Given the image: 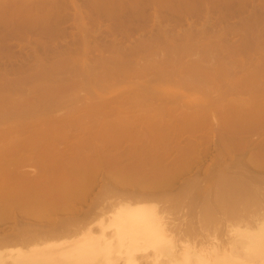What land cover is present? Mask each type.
Here are the masks:
<instances>
[{
	"label": "bare ground",
	"instance_id": "obj_1",
	"mask_svg": "<svg viewBox=\"0 0 264 264\" xmlns=\"http://www.w3.org/2000/svg\"><path fill=\"white\" fill-rule=\"evenodd\" d=\"M13 2H15V0H12ZM25 1V0H24ZM52 1V0H51ZM87 1V0H86ZM235 1V2H234ZM247 1L248 0H117L116 1V3L115 4H117V6H118V9H119V13H117L118 15H120V16H122V14H124V15H126V13H132V14H138V16H135L134 17V19L135 18H137V20L139 21V19H140V16H142L141 18L142 19H140V20H142V21H149L150 19L151 20H153V21H155L156 22V24H157V26L156 25H152V27H156V31H154V30H152V29H150V30H147L146 31V29L148 28V26L146 25V24H142V23H133L131 20H129V22L126 20V19H128L129 17V15H127V18H125L123 21H124V24H125V21H127V23H130L129 25H131V26H128V27H131V32L128 30V29H126V30H123V32L124 33H126V31L128 30L131 34L132 33H134V31L135 30H137L138 32L140 31V30H144V35L142 34L143 32H140L141 33V36H140V33H139V36L136 38V40H135V38H134V40L135 41H132L131 40V43L128 45L127 44V46H126V48H123L121 45V47L119 46V42H117V41H115V44H116V42H117V44L116 45H114L113 46V48H112V45L113 44H109L107 47H110L109 49L107 48L106 50H108V52H111V50L112 49H114V47L116 48V49H119V50H123V51H126V52H128L127 54H125V57H126V55H128L127 57H130V59H131V57H132V55L130 54L131 52H136V54L138 53V56H134V57H140L139 56V53H140V55L142 54V56L140 57V58H143L142 60L144 61V52L146 53V51H153V52H151V54L150 53H148L147 55H146V58H148V59H150L151 57H148L149 55L150 56H154V54L156 53V51H159V52H161L163 49L164 50H166V52L168 53L170 50H172V52H177V54H178V56H179V54L180 55H182L183 56V54L185 55V53H188L189 54V52H191L192 53V50H194L193 52H199V50L201 51V53L199 52L198 54H197V56H199L200 54V56H201V58H199V59H201V61L199 60V59H195V61H200V63H201V65H197V66H195L194 64L190 67L191 69H192V67L194 68V69H196L195 67H197V68H202V72L204 71V69L206 68V71L208 70V69H210V67H208V69H207V67L205 66V67H203L205 64H203V63H206V61L205 62H203L202 60H203V58H212V57H215L214 59H216L217 61H218V59H217V57L216 56H219V54L221 53V52H223V53H227V54H229V53H231V55L229 56V55H225V56H222V58L223 59H226V57L228 58V60H232L233 59V62H235L236 63V61L234 60V59H236L237 60V57H239L241 54L244 56V54L245 53H248V51H249V53L246 55L248 58H249V54L250 55H252L251 53H250V50H259V52H257V51H254V53L255 52H257V53H255V55H253V57H255V59H256V57H258L259 58V56H256V54H259L260 52V54L261 55H264V47H259L260 45H263L264 46V42H263V40H264V35L262 34V32H261V34H259V35H257L255 32V35H252L251 34V32L255 29V28H257V25H255L254 26V23L256 24V21L257 20H255V16H256V19H257V17L258 16H260V12L262 11L261 9H257L255 6L252 8V12L250 13V11H247V12H249L250 14H252V16L250 17V18H248V16H250V14L249 15H247V19L245 18L244 20H243V17H245V16H243V15H245L244 13H246V12H244L245 10H246V6L248 5V3H247ZM258 1V0H257ZM1 2H3V1H1L0 0V7H2V5H3V3H1ZM5 2H7V1H5ZM26 2V1H25ZM53 2V1H52ZM56 2V1H55ZM92 1H90L89 2V4L91 3ZM93 2H94V0H93ZM106 2V1H105ZM107 2H109L110 3V1H108L107 0ZM106 2V3H107ZM115 1L113 0V3H114ZM148 2H150V3H153L154 5L153 6H151V7H149L150 6V4H148ZM248 2H251V0H249ZM253 2V1H252ZM9 2H7V4H8ZM10 3H11V1H10ZM51 3V2H50ZM88 3V2H87ZM254 3V2H253ZM6 3H4V5H5ZM13 5H16L15 3H12ZM24 4V3H23ZM22 3H21V5H17L18 7H23V8H25L24 6L25 5H23ZM38 4V3H37ZM36 4V5H37ZM40 4V3H39ZM42 4V3H41ZM40 4V5H41ZM44 4V3H43ZM46 4H47V2H46ZM49 4V3H48ZM58 4H60V3H57V5ZM105 4V3H104ZM111 4V3H110ZM110 4L108 5V3L107 4H105L106 6L108 5V6H110ZM115 4H113L112 6L114 7V5ZM247 4V5H246ZM259 4H261L262 5V1L259 3ZM27 5V4H26ZM36 5H35V8L37 9L36 11H38V10H40L39 8H37L36 7ZM40 5H37V6H40ZM54 5H56V4H54ZM49 6L50 8H52V9H55L54 7H56L57 8V5L56 6ZM94 5V4H93ZM101 5V4H100ZM261 5H258V6H260V7H262ZM263 5H264V3H263ZM29 6V5H28ZM34 6V5H33ZM106 6H104L103 7V5H102V9L104 8V9H107V8H109L108 6L106 7ZM116 6V5H115ZM16 7V6H15ZM21 7V8H22ZM29 7H31V5L29 6ZM28 7V8H29ZM58 7H60V6H58ZM99 7V6H98ZM111 7V6H110ZM112 7V8H113ZM250 6L248 5V8H249ZM20 8V9H21ZM27 8V6H26V8H25V10L27 9V10H30L31 11V9L32 8H29L28 9ZM42 8H44V9H46L45 7H42ZM78 6H77V11H78ZM91 8H93V6L91 7ZM112 8H109V9H107L106 11H107V16H109V15H111L112 16V13L111 12H115L116 10H118V9H112ZM20 9H19V12H20ZM34 9V8H33ZM47 9H49V8H47ZM46 9V10H47ZM97 9V8H96ZM95 9V10H96ZM101 9V8H100ZM262 9H264V7L262 8ZM3 10H5L4 8H3ZM15 10H17V9H15ZM14 10V11H15ZM22 10V9H21ZM43 10V9H42ZM41 10V11H42ZM50 10V13H45V12H41V14L42 13H44V14H48V15H46V17H43L42 16V18H44V19H42V18H39L40 16H41V14H40V16L37 18L36 16H38V12L36 13V11H35V16H34V18H32L33 16H30V18L31 19H36L35 21H34V23L36 24V22L38 23V21L41 19L42 21H40V22H43V20L46 22V20L48 21V19L50 18L49 17V14H50V16L52 15L51 13V9H49ZM94 10V11H95ZM111 10H113V11H111ZM44 11V10H43ZM53 11V10H52ZM79 11H81V8H80V10ZM105 10H103V12H104ZM105 11V12H106ZM108 11H109V13H108ZM260 11V12H259ZM6 12V11H5ZM23 12V11H22ZM32 12V11H31ZM34 12V11H33ZM40 12V11H39ZM46 12H48V10L46 11ZM56 12V11H55ZM54 12V13H55ZM100 12V11H99ZM237 12H239L240 13V15H241V17H242V21H240V23H238V24H235V22L234 21H232L233 22V24H229V26L231 25V27H229V28H227V29H225L223 32H221V34H214V38L211 40L212 42H208V43H206L205 41V43L203 42L202 43V41L200 42L199 40H195L196 42H194V39H196V37H197V39L199 38L198 36H200V35H202V34H199V33H197L196 34V30H197V27L195 28V26H193V23H195V22H193L192 20L189 22L190 24V26H189V28L187 29V30H185L184 32H183V30H182V33L181 34H179V35H172L171 34V32L170 31H168L167 30V26H163V25H161V23H163V22H161V20H162V18H168L169 19V17H178L179 18V20H186V16H197V18H198V16H199V18L202 16V15H204V16H206L207 17V19H205V23H204V29L202 30V32L204 31V30H209V28H210V30H211V28L212 27H214L215 25L214 24H216L215 22H221V21H224L225 22V20H227L226 18L228 17V16H232L234 19H235V14H237V15H239ZM244 12V13H243ZM264 12V11H263ZM263 12H261L262 13V15H263ZM11 14H13L14 12L12 11V12H10ZM24 13H25V11H24ZM77 13H80L81 14V12H77ZM98 13V12H97ZM161 13H165L166 15H162ZM211 13V14H210ZM27 14V13H26ZM26 14H24V15H26ZM79 14V16H80V20H77V21H81L82 20V17L83 16H81ZM101 14V13H100ZM115 14H116V12H115ZM140 14H142V15H140ZM5 15V14H4ZM8 15V14H7ZM16 15H17V17L15 16V15H12L13 16V18L14 19H18V17H21L22 16V14L21 15H19L17 12H16ZM19 15V16H18ZM168 15V16H167ZM9 16H11L10 14H9ZM11 16V17H12ZM15 16V17H14ZM27 16H28V14H27ZM48 16V17H47ZM77 16H78V14H77ZM76 16V17H77ZM79 16H78V18L77 19H79ZM97 16V15H96ZM113 16L115 17V15L113 14ZM11 17H9L11 20L13 19V18H11ZM101 17V16H100ZM117 17V16H116ZM161 17V18H160ZM175 17V18H176ZM213 17H214V19H213ZM237 17V16H236ZM241 17L239 16V18L241 19ZM252 17H254L252 20H251V18ZM261 17V16H260ZM260 17H258V18H260ZM229 18V17H228ZM231 18V17H230ZM229 18V19H230ZM262 18V17H261ZM2 19H4L5 20V16H4V18L1 16L0 17V21L2 22ZM13 19V20H14ZM17 19L13 22L14 24L16 23V21H17ZM19 19H22V18H19ZM39 19V20H38ZM109 19V18H108ZM112 19V18H111ZM114 19L115 18H113V21H114ZM130 19H131V17H130ZM237 19H238V17H237ZM4 20H3V22H4ZM23 21H24V19H22ZM22 20H19V22L20 21H22ZM50 20V19H49ZM83 20H84V17H83ZM118 20V19H117ZM122 18L120 19V22L121 23H123L122 21ZM136 20V19H135ZM134 20V21H135ZM164 20V19H163ZM172 20H174V18L172 19ZM232 20V19H231ZM6 21V20H5ZM10 21V20H9ZM9 21H8V23L7 24H10L9 25V28H10V26L12 25V22H10L9 23ZM28 21H30L29 23H32L31 21L32 20H30L29 18H28ZM27 21V22H28ZM110 21H112V20H110ZM85 22V21H84ZM116 22V21H115ZM131 22H132V24H131ZM227 22V21H226ZM21 23H23V22H21ZM26 23V21H24V25H26V26H28V24L29 23H27V24H25ZM79 23V22H78ZM114 23V22H113ZM126 23V24H127ZM146 23V22H145ZM175 23V22H174ZM214 23V24H213ZM259 23V21H257V24ZM260 23H261V21H260ZM2 24V23H1ZM0 24V25H1ZM6 24V23H5ZM19 24V23H18ZM17 24V25H18ZM22 24V26H24ZM115 24V23H114ZM124 24H120V25H124ZM125 24V25H126ZM178 24V23H177ZM179 24H181V23H179ZM178 24V25H179ZM203 24V23H202ZM201 24V25H202ZM222 24V23H221ZM226 24V23H225ZM16 25V24H15ZM16 25V26H17ZM34 24H32V25H30L29 24V26L28 27H26V28H32V26H33ZM79 25H80V23H79ZM124 25V26H125ZM128 25V24H127ZM126 25V26H127ZM212 25H214V26H212ZM218 25V24H217ZM3 26H5L4 25V23H3ZM15 26V27H16ZM35 26V25H34ZM33 26V27H34ZM81 26H82V24H81ZM110 26H111V24H110ZM116 26V25H115ZM124 26H122V27H124ZM170 26V25H169ZM220 26H222V25H220ZM220 26H219V29H220ZM254 26V27H253ZM258 26H262L261 24L260 25H258ZM25 27H21L22 28V30L25 28ZM84 27H85V25H84ZM206 27H209V28H206ZM218 27V26H217ZM227 26H224V28H226ZM254 29H253V28ZM7 28H8V26H7ZM17 28V27H16ZM20 28V26H18V28H17V30ZM21 28H20V30H21ZM116 28H118V29H120V27H116ZM140 28V29H139ZM215 28V27H214ZM213 28V29H214ZM263 27H261V30H264V29H262ZM33 29V28H32ZM63 29V28H62ZM87 28H85V30H86ZM110 29H112V26L110 27ZM248 30V31H250V33L248 34V32L246 33L245 32V30ZM258 29V28H257ZM7 30H9L10 31V29H7ZM13 30V25H12V27H11V34H13V32H15V29H14V31H12ZM16 30V31H17ZM20 30H18L17 32H15V33H18ZM21 30V31H22ZM60 31H61V28L59 29ZM64 30V29H63ZM80 30H81V32L83 31V28L81 27L80 28ZM84 30V31H85ZM109 30V29H108ZM121 30V29H120ZM216 30V29H215ZM242 30H244V33L242 34ZM26 31V30H25ZM59 31V32H60ZM88 31V29L86 30V32ZM110 31V30H109ZM112 31V30H111ZM117 32H118V30H116ZM198 31V30H197ZM201 31V30H200ZM212 31V30H211ZM58 32V33H59ZM62 32H64V31H62ZM62 32H60V33H62ZM122 32V31H121ZM122 32V33H123ZM129 32H127L126 33V35H124V36H126V37H128L129 36ZM257 32H258V30H257ZM10 33V32H9ZM88 33V32H87ZM109 33V32H108ZM107 33V34H108ZM147 33V34H146ZM201 33V32H200ZM236 33H238L240 36H241V38H240V42L238 43L237 42V40H236V45H230V44H228L229 42H231V41H229L228 43H227V39H228V36H230V35H232V34H235L236 35ZM246 33V34H245ZM253 33V32H252ZM253 33V34H254ZM85 35H86V33H84ZM115 34H116V32H115ZM136 34V33H135ZM146 34V35H145ZM210 34V33H209ZM14 35V34H13ZM85 35L83 36V37H85ZM109 35H111V34H109ZM117 35V34H116ZM115 35V36H116ZM128 35V36H127ZM133 35V34H132ZM138 34H136V36H137ZM80 36H81V34H80ZM87 36H90V35H87ZM86 36V37H87ZM108 36V35H107ZM123 36V35H122ZM131 36V35H130ZM134 36V35H133ZM233 36V35H232ZM254 36H256V37H254ZM91 37V36H90ZM109 37V36H108ZM195 37V38H194ZM205 37V36H204ZM89 38V37H88ZM88 38H86V39H88ZM120 38V37H119ZM130 38V37H129ZM132 38V37H131ZM81 39H82V37H81ZM133 39V38H132ZM125 40V39H124ZM119 41H120V39H119ZM88 42V41H87ZM123 42V41H122ZM130 42V41H129ZM81 43V42H80ZM89 43V42H88ZM88 43H86L87 45H89L90 46V43L88 44ZM114 43V42H113ZM125 43V42H124ZM238 43V44H237ZM1 44H5L6 45V43H2L1 42ZM83 44H85V43H83ZM121 44H123V43H121ZM126 44V43H125ZM118 45V46H117ZM4 46V45H3ZM88 46V48H93L92 46H90L89 47ZM102 46V45H101ZM257 46V47H256ZM5 47V46H4ZM3 47V48H4ZM82 47V46H81ZM209 47H214V48H216L217 49V52H215V53H217L216 55L214 54V56L213 55H211V56H209L210 54H212L211 53V51L209 52V55H208V53L206 52V51H209V50H211V48H209ZM85 48H87V47H85ZM87 48V49H88ZM112 48V49H111ZM213 48V49H214ZM2 49V48H1ZM82 49V48H81ZM89 49V50H90ZM115 49V50H116ZM196 49H199L198 51L196 50ZM204 49H206L205 50V52L207 53V56H206V54H205V52H204ZM207 49H209V50H207ZM212 49V50H213ZM45 50H46V48H45ZM103 49H101V51H102ZM110 50V51H109ZM161 50V51H160ZM163 50V51H164ZM3 51V50H2ZM84 51V50H83ZM87 51V50H86ZM86 51H84V52H86ZM105 51V50H104ZM116 51H118V50H116ZM138 51H140V52H138ZM155 51V52H154ZM213 51H216V50H213ZM218 51H220V53L218 52ZM225 51V52H224ZM113 52V51H112ZM157 53V54H161L162 53V55H163V57H162V55H160L161 57V59L162 58H164L165 59V57H164V55H166V57H167V53L166 54H163L164 52H161V53ZM171 52V53H172ZM203 52H204V54H203ZM0 53H1V51H0ZM105 53V52H104ZM116 53V52H115ZM115 53L113 54L114 56H110L111 58H107L109 61H114L113 63H115V60H116V63L115 64H117V61H118V59H119V61H118V64H120V67H119V65H118V69L115 67V64H114V66H108V64H110L111 65V63H109V61H107V59L105 58L106 56H103L102 55V57H104V58H102L101 57V55L99 56V57H101V59L99 58V59H97L96 61H98V63H99V61L103 64V62H104V59L107 61L105 64H103V65H101V66H103V67H101V69H104L105 70V68H104V65H106L105 67H114L113 68V71L112 72H114L113 73V75H114V77H115V75L116 74H118V72H116V71H118L119 70V72H123V74H124V77L126 78L127 76H128V74H127V71L129 72V69L131 68V66L133 65L132 64V61L130 62V59H129V61H128V58H127V61H126V59L124 58V55H123V57H121V58H124L125 59V61L123 62V63H121L124 59H120V57L118 56V55H115ZM154 53V54H153ZM182 53V54H181ZM225 53V54H226ZM244 53V54H243ZM103 54V53H102ZM110 53H105V55H109ZM157 54H155V55H157ZM169 54V53H168ZM187 54V55H188ZM202 54H203V56H202ZM222 54V53H221ZM70 55V54H69ZM72 55V54H71ZM68 56V57H72V56ZM83 55H84V53H83ZM131 55V56H130ZM159 55H157L158 57V59L159 60H161L160 58H159ZM64 56H65V54H64ZM63 56V57H64ZM144 56V57H143ZM243 56H242V58H243ZM62 57V56H61ZM60 57V59H61V61L64 59L63 57L61 58ZM67 57V58H68ZM74 57H76V56H74ZM73 57V58H74ZM115 57V58H114ZM168 57H169V55H168ZM203 57V58H202ZM229 57L231 58V59H229ZM252 57V56H251ZM252 57V58H253ZM221 57L219 56V59H220ZM220 59L221 60V62H217V63H219V66H217L216 65V61L214 60V62H213V60L211 59V62H213V63H211V64H214L215 63V65H216V67H220V65L221 64H223L224 65V63H226V62H230V61H227V59L226 60H223V59ZM244 58H245V56H244ZM69 59V58H68ZM71 59V58H70ZM69 59V60H70ZM76 59V58H75ZM79 58H77L76 60H78ZM82 59H84V58H82ZM103 59V60H102ZM115 59V60H114ZM168 59V58H167ZM167 59L165 60L166 61V63H167ZM177 59V58H176ZM240 59H241V57H240ZM254 59V60H255ZM122 60V61H121ZM146 60V59H145ZM155 60V59H154ZM163 60V59H162ZM173 60V59H172ZM175 60V59H174ZM222 60L223 61H225L224 63H222ZM242 60V59H241ZM243 60H245V59H243ZM242 60V62L241 63H244L245 61H243ZM261 60V61H260ZM58 61H59V59H58ZM60 61V62H61ZM64 61H65V59H64ZM63 61V62H64ZM67 61V60H66ZM71 61V60H70ZM70 61H67V62H69L70 63ZM80 61H81V59H80ZM85 61V60H84ZM83 61V62H84ZM142 61V62H143ZM164 61V62H165ZM168 61H169V63H170V60L168 59ZM176 61V60H175ZM199 61H198V63H199ZM210 61V60H209ZM248 61H249V59H248ZM247 61V62H248ZM250 61L251 62H248V63H246L247 65H248V67H250L249 66V63L252 65V59L250 58ZM66 62V63H67ZM82 62V63H83ZM130 62V63H129ZM134 62H135V60H134ZM133 62V63H134ZM141 61H140V59H139V62H138V59H137V62H135V64L137 63L138 65H136V67H138L141 63H142ZM149 62L150 63H152V61L151 60H149ZM162 62V61H161ZM194 62V61H193ZM193 62H191V63H193ZM259 64L260 65H258L257 67L259 68V71H257V68H256V66H251L250 68H251V70L249 71V72H247V73H250L251 71L252 72H254V73H259V74H256V75H258L259 77L262 75L263 76V72H264V59H263V56L261 57V59L259 58ZM73 63V61L70 63V64H72ZM87 62L85 61L83 64H81V65H75V63H74V65H75V68L76 69H78L80 66V69L81 68H83L85 71H86V67L87 66H89V65H87L86 67H82V65L83 66H85V64H86ZM95 63H97V62H95ZM113 63H112V65H113ZM125 63H129V64H132L131 66L129 65L128 66V64L127 65H125ZM140 63V64H139ZM149 63V64H150ZM153 63H155V62H153ZM153 63H152V65H153ZM169 63H167V64H169ZM173 63H174V61H173ZM221 63V64H220ZM228 63H226L225 65H230V67L228 66V68L230 69H232L233 67H231V65L233 64H231V62L228 64ZM234 63V64H235ZM240 63V64H241ZM255 63H257V62H255ZM61 64H62V62H61ZM64 64H65V62H64ZM100 64V63H99ZM121 64H123V65H125V66H121ZM166 64V65H167ZM197 64V63H196ZM207 64H209V63H207ZM237 64H238V61H237ZM44 65H45V68H44ZM56 65H58V64H56ZM73 65V64H72ZM94 65H97V64H94L93 63V65L92 66H94ZM142 65V64H141ZM141 65H140V67H141ZM146 64H145V61H144V65L143 66H145ZM151 65V64H150ZM149 65V66H150ZM155 66H153L154 68H157L159 65L161 66V64H157L158 66H156V64H154ZM162 65H163V67H165V64H163L162 63ZM190 65V64H189ZM222 65V67H224ZM243 65H245V64H243ZM242 64H241V66H238V65H236L238 68L240 67V69H241V67L243 66ZM256 65V64H255ZM51 65H47L46 66V64H44L43 63V66H40V67H43L44 68V71L46 70V67L48 68L47 70L48 71H52V70H49ZM66 66V65H65ZM71 66V65H70ZM77 66H79V67H77ZM100 66V65H99ZM98 65H97V67H99ZM134 67H135V65H133ZM168 66V65H167ZM176 66V65H175ZM181 66H183V64L181 65ZM185 66H186V64H185ZM199 66H202V67H199ZM210 66V65H209ZM227 66L224 68V69H226L227 68ZM246 66V65H245ZM53 66H51V68H52ZM63 67V66H62ZM74 67V66H73ZM90 67V66H89ZM95 67L96 66H94L93 67V71L92 70H90L88 67V71L87 72H85V73H87L86 74V76L87 77H89V76H92L93 77V79L95 78L94 76H93V74H94V72H96V69H95ZM96 67V68H97ZM128 67H130L129 69H128ZM133 67V68H134ZM147 67H148V64H147ZM151 67V66H150ZM149 67V68H150ZM152 67V68H153ZM162 66H161V68H163ZM168 67H170V66H168ZM184 67V66H183ZM188 67V66H187ZM213 67V66H212ZM211 67V70H209L208 71V73H210L208 76H210L211 74H212V76H214V77H216L217 78V80L215 79V78H213V79H215L216 80V82L217 83H219L218 82V77H221V76H219L223 71H224V69L222 68V67H220V68H218V69H214V68H212ZM55 68V67H54ZM57 69H58V66L56 67ZM55 68V69H56ZM59 68H61V67H59ZM92 68V67H91ZM117 70H116V69ZM130 69V70H136L135 68L134 69ZM139 68V67H138ZM142 68V67H141ZM144 68H146V67H144ZM149 68L148 69H143V71L145 72H149ZM153 68V69H154ZM159 68V69H158ZM157 69L158 70H154V72L156 71V73H158L157 75H154L153 76V78H155V79H153V78H151V76L153 75V74H155V73H153L152 75H150V77L148 76V74H147V77H149V79L147 80V78H146V80L147 81H143L142 79H143V77H142V74H141V71H139L138 70V73L136 72H134V71H131L130 73H132V72H134L133 74H134V76H133V74H130V76H133L134 78L136 77L137 78V80L136 81H138V79L139 80H142L141 82L140 81H138L137 83H136V81L134 80V82H132V81H128L129 83H126V84H128V86H130L129 84H131V82H132V84H134V83H136V84H138L139 82V86H138V88L141 90H138L137 89V87L136 88H134L135 89V91L133 92L132 91V89L133 88H128L127 89V92L129 93V95H128V93H126V91H124V93H126L123 97L122 96H120V95H123V93H121L120 92V95H119V98L120 97H122V99H124V100H129V99H131V98H133L136 94H138V93H140V94H144V92H145V98H146V96H152L153 97V95L154 96H156V97H154V98H157V101L158 100H160L161 101V99H158V98H161L164 94H162V93H166L168 90L165 88L164 90H160V91H155L154 90V88L156 89V87L153 85V83L155 84L156 82L155 81H158V79H160V82H159V84L161 83V78L163 79L164 77L163 76H165V75H168L169 73H171L172 72V70H170L171 69V67H170V69L169 68H163L164 70H166V69H168V71H171V72H169L168 73V71L166 70V71H163V72H160V71H162V70H160V67H158ZM227 68V69H228ZM237 68V69H238ZM243 68H244V66H243ZM249 68V69H250ZM252 68H256L255 69V71H253L252 70ZM42 69V68H41ZM65 68L63 67L62 68V70H64ZM68 69H70V68H68ZM67 69V70H68ZM83 69H81V70H83ZM94 69H95V71H94ZM100 68H97V72L95 73V75L97 74V73H99L100 71ZM111 68H108V70L106 69V71H102L101 70V72H103L104 74H105V72H106V74H107V76H104L102 73V76H104V82H99V79H98V77H97V79L96 80H98V81H96L97 83H98V85L100 86V90H102L101 89V83L102 84H104V83H106L107 84V86H109V88H113V87H117V85H118V87H121V86H119L121 83H123L122 81H117V82H119V83H117L116 82V80L114 79H112V73L111 74H109L108 75V72H110L111 70H110ZM177 71V72H174L175 70ZM181 69V71H182V73L183 74H185L186 73V69H182V67L180 68ZM179 68H178V70H180ZM189 69V68H188ZM191 69H189V72H190V70ZM222 69V72L220 71ZM226 69V70H227ZM228 69V70H229ZM36 70V69H35ZM34 70V71H35ZM46 70V71H47ZM61 70V69H60ZM61 70V71H62ZM75 70V69H74ZM79 70V69H78ZM78 70H77V73H76V75L77 74H79V73H84V70L83 71H79V73H78ZM116 70V71H115ZM142 70V69H141ZM151 70V69H150ZM178 70L176 69V68H173V73H171V76L173 77V75L175 74V76L178 74ZM184 70V71H183ZM201 70V69H200ZM215 71L214 73H212L213 71ZM233 70H235L236 71V67L234 68V69H232V71L231 70H229V73L227 72V73H224V72H226V71H224L223 72V74H221L222 75V77L224 78V76H229V74H230V76H233L234 74H237L238 72H236V73H233V72H235V71H233ZM244 70V69H243ZM73 71V70H72ZM126 71V72H125ZM159 71V72H158ZM181 71H179V73L180 74H182L181 73ZM192 71H193V73H195L194 75H197L198 74V72H196L195 70H193L192 69ZM191 71V72H192ZM199 71V70H198ZM206 71H205V73H206ZM260 71H263V72H260ZM37 72V71H36ZM55 72H56V70H55ZM54 72V74L56 75L57 73H55ZM58 72H60L59 70H58ZM63 72V71H62ZM74 72V75H75V72L76 71H73ZM73 72H70V74H72ZM116 72V73H115ZM151 72H153V71H151ZM151 72H149V73H151ZM165 72H167L166 74H165ZM185 72V73H184ZM201 71H200V74L202 73ZM220 72V73H219ZM231 72H232V74H231ZM240 73H241V71H239ZM251 72V73H252ZM34 73L35 72H33V76H34ZM45 74H46V72H44ZM43 73V74H44ZM50 72H48V74H49ZM52 73V72H51ZM66 73H67V71H66ZM125 73H126V75L127 76H125ZM193 73H192V76H193ZM204 73V72H203ZM204 73V74H205ZM216 73H217V75H216ZM219 73V74H218ZM250 73V76H248L246 73V76H248L250 79L253 77V76H255V74L254 73H252V74H254V75H252ZM6 74V73H5ZM44 74V75H45ZM60 74V73H59ZM59 74H57L58 76H59ZM64 74H65V72H64ZM70 74H68V75H70ZM100 74V73H99ZM123 74L121 75V76H123ZM173 74V75H172ZM182 74V78L184 79V75ZM214 74V75H213ZM228 74V75H227ZM245 74H244V77H245ZM1 75H3V74H1ZM51 75H53V74H50V75H46V79H48V77L47 76H51ZM62 75V74H61ZM66 75V74H65ZM73 75V74H72ZM119 75V74H118ZM137 75L139 76V77H137ZM144 75V78H145V76H146V74H143ZM170 75V74H169ZM190 75V74H189ZM188 75V76H189ZM201 75H203V74H201ZM201 75H199V76H201ZM206 75V74H205ZM239 75V74H238ZM31 76V75H30ZM85 76V77H86ZM99 76V75H98ZM108 76H111L110 78L115 82V83H117V84H115L114 82H113V87H110L111 85H108V82H105V80H109L108 78ZM141 76V77H140ZM156 76V77H155ZM174 76V78L172 79V80H174V79H176V77ZM185 76H187V74L185 75ZM207 76V77H208ZM212 76H210L211 77V79H212ZM229 76V77H230ZM241 76H243V74L241 75ZM4 77H5V75H4ZM3 77V78H4ZM7 78H8V75L6 76ZM54 77V76H53ZM52 77V78H53ZM62 77V76H61ZM64 77V76H63ZM67 77V76H66ZM77 77V76H76ZM83 77H84V75H83ZM107 77V78H106ZM166 77V76H165ZM178 77H180L179 75H177V78ZM180 77V78H181ZM198 76H196V78H197ZM204 77V76H203ZM206 77V76H205ZM236 77V76H235ZM248 77H245V78H248ZM24 78V77H23ZM27 78V76H25V79ZM30 78H32V79H37V76L35 77L34 76V78L33 77H30ZM30 78H28V79H30ZM38 78H40V77H38ZM56 78V77H55ZM55 78H53V79H55ZM70 78H72L71 76H70ZM74 78V77H73ZM78 78V77H77ZM103 78V77H102ZM118 78V77H117ZM116 78V79H117ZM128 78H129V76H128ZM151 78V79H150ZM167 78V77H166ZM166 78L164 79V81H166ZM182 78L181 79H177V80H174L173 82H177V81H179V80H181V82H179V84H185V85H188V83L189 82H186V78L187 77H185V79L184 80H182ZM189 78L190 77H188V79H187V81H189ZM195 78V77H194ZM195 78V79H196ZM200 78H202V77H200ZM233 78V77H232ZM237 78H238V81H240V82H245V81H243L244 79L242 78L241 80H239V76L238 77H236V80L234 79V83L232 82L231 84H233V85H237V88H235V86H234V92H235V90L237 89L238 91H239V89L241 88V86H239L238 87V82H236L237 81ZM241 78V77H240ZM248 78V79H249ZM255 78H256V76H255ZM254 77H253V79L252 80H254L255 79ZM261 78V77H260ZM263 78V77H262ZM27 79V80H28ZM35 79V80H36ZM45 79V78H44ZM43 79V80H44ZM65 79H67V78H65ZM69 79V78H68ZM80 79H81V77H80ZM85 79V78H84ZM91 79V78H90ZM93 79H91V80H89V81H91L90 83H96V82H93ZM130 79H132V77H130ZM153 79V80H152ZM208 79H210V78H208ZM208 79H206L205 78V80L206 81H204V78L201 80V79H198V80H196V84H197V82H199L200 83V85L202 84L203 85V83L205 82V83H207V85H211L212 83H213V79L210 81L211 83H209V81H208ZM221 79V78H220ZM231 78H229V80H230ZM4 80H6V79H4ZM24 80V79H23ZM64 80V79H63ZM62 80V81H63ZM83 80V79H82ZM117 80H119V79H117ZM121 80V79H120ZM199 80H201L202 81V83H201V81H199ZM215 80H214V82H215ZM224 80V79H223ZM223 80H221L222 82H223ZM227 80V79H226ZM264 80V79H263ZM9 80H6L5 81V84H2L1 85V83H0V92L2 91V90H4V89H8L9 87L10 88H12L13 89V87H19V86H21L20 84L19 85H16V84H14V83H12L11 84V81H9ZM22 81V80H21ZM47 82H48V85H47V87H46V89H47V91L48 90H50V89H52V92H53V94H52V96L54 95V97L52 98L53 99V101H54V103L52 102V99H50L51 100V102H52V105H50V107L51 106H57V103L59 104V102H58V100H60V101H64V103L66 102L67 103V101H65V99H67V98H63V96H59V94H61L62 93V95H63V92L62 91H58L60 88V85H58V86H56L57 87V92H59V93H57L56 91H55V89H53L52 87H54V86H52L53 84H57V83H53V82H51V85H49V80H46ZM58 81H59V77H58ZM61 81V80H60ZM70 81H72V80H70ZM78 81H79V79H78ZM124 81V80H123ZM168 81H169V84H173V87H175V89L177 88V85L178 84H176V83H172V81L169 79V77H168ZM168 81L166 82V84H168ZM171 81V82H170ZM208 81V82H207ZM233 81V80H232ZM257 81V80H256ZM8 82V83H7ZM26 82V81H25ZM45 82V81H44ZM55 82V81H54ZM57 82V81H56ZM67 82L69 83V81L67 80ZM72 82H74V83H76L77 82V80H74V81H72ZM71 82V83H72ZM80 82V81H79ZM84 82V81H83ZM126 82V81H125ZM143 82V83H142ZM183 82V83H182ZM190 82H192V80L190 79ZM226 82V81H225ZM230 82H231V80H230ZM230 82H229V84H230ZM236 82V83H235ZM239 82V83H240ZM252 83L254 82V81H251ZM261 82V81H260ZM260 82H259V86H261V84H260ZM27 83V82H26ZM26 83H25V85H26ZM38 83H41V82H37V84ZM43 83V82H42ZM60 82H58V84H59ZM71 83H69V84H71ZM82 83V82H81ZM80 83V84H81ZM87 81L85 82V84L84 85H86V87H83L84 89H89V88H91L92 86H94V85H96V84H93L92 86H87V84L89 83H87ZM165 83V82H164ZM204 83V85L206 86V84ZM263 83V82H262ZM7 84H9L8 86H7ZM37 84H36V89H37V87L39 88V86H37ZM45 85H46V83H44ZM61 84H62V82H61ZM63 84H66V83H64L63 82ZM106 84H104V85H106ZM131 84V85H132ZM157 84V83H156ZM158 84V85H159ZM165 84V85H166ZM174 84H176V86L174 85ZM190 85H188L187 87H189L190 89L192 88L191 87V83H189ZM195 84V85H196ZM222 84V83H221ZM225 84V83H224ZM256 85L255 86H252L253 88L254 87H256V88H258L259 86L257 85V83H255ZM264 84V83H263ZM5 85H6V87H5ZM10 85H16V86H13V87H11ZM78 85H79V83H78ZM83 85V84H82ZM83 85V86H84ZM88 85H91V84H88ZM104 85H103V87H104ZM123 85V87H124V84H122ZM157 85V86H158ZM164 85V84H163ZM195 85H194V83L192 84V86H193V88H195ZM199 87H197L196 86V88L198 89V91L200 92V93H204V92H206L207 94H210V90L213 88L214 89V86H216V88H215V91L214 90H212V92L211 93H214L215 95H216V93H217V90L220 88V85L219 84H216L215 85V83H213L211 86H210V88L211 89H209V86L208 87H206V88H208V90H206V88H205V86L204 87H202V89H205L206 91H202V89H200L201 88V86L199 85V84H197ZM214 85V86H213ZM219 85V86H218ZM240 85H242L241 83H240ZM252 85V84H251ZM23 86V85H22ZM35 86V85H34ZM41 86V85H40ZM51 86V88L49 89V87ZM62 86V85H61ZM66 86H67V84H66ZM65 86V87H66ZM71 86H73V85H71ZM81 86V85H80ZM126 86V85H125ZM166 86H169V85H166ZM181 85H179L178 87H180ZM184 86V85H183ZM222 86V85H221ZM249 86V85H248ZM24 88H25V86H23ZM22 87V88H23ZM42 87V86H41ZM41 87H40V90H39V92L41 91ZM55 87V88H56ZM64 87V88H65ZM75 87H76V84H75ZM75 87H73V88H75ZM78 87V86H77ZM89 87V88H88ZM106 87V86H105ZM141 87V88H140ZM142 87L145 89H143V91H142ZM161 87H162V84H161ZM170 87V86H169ZM172 87V88H173ZM186 86H184V87H182L184 90L187 88ZM218 87V88H217ZM230 87H233L232 85L230 86ZM246 86H244V88H245ZM262 87V86H261ZM264 87V86H263ZM9 88V89H10ZM21 88V87H20ZM43 88V87H42ZM62 89H63V87H61ZM68 88H69V86H68ZM67 88V89H68ZM79 88V87H78ZM77 88V89H78ZM95 88V87H94ZM94 88H91V92H93L92 91V89H94ZM97 88V89H98ZM108 88V89H109ZM171 88V89H172ZM181 87H180V89H182ZM189 88H187V89H189ZM222 89H224L225 88V86H223V87H221ZM239 88V89H238ZM247 88V90H248V87H246ZM245 88V89H246ZM250 88V87H249ZM252 88V89H253ZM256 88H254L253 90H255ZM17 89V88H16ZM34 89V88H33ZM32 89V90H33ZM66 89V88H65ZM81 89V88H80ZM133 89V90H134ZM137 89V90H136ZM174 89V90H175ZM186 89V90H187ZM243 89V88H242ZM244 89V90H245ZM252 89L250 90L249 89V93L251 94H249V96L251 97L250 98V100H252V98L254 97V95H255V92H254V95H252ZM5 90V91H6ZM15 90V89H14ZM64 90V89H63ZM87 90H85V91H87ZM90 90V89H89ZM88 90V91H89ZM157 90V89H156ZM173 90V89H172ZM184 90H182V91H184ZM193 90V89H192ZM244 90H242V91H244ZM246 90V91H247ZM258 90H262L261 88H259V89H256V91H258ZM12 91V90H11ZM22 91H23V89H22ZM21 91V93H23ZM35 91H37V90H35ZM34 91V92H35ZM46 91V92H47ZM51 91V90H50ZM69 91H70V89H69ZM73 91L74 90H72V93H73ZM76 91H78V90H76ZM82 91V90H81ZM84 91V90H83ZM110 91V90H109ZM138 91V92H137ZM162 91V93H160ZM188 91V90H187ZM189 91H191V90H189ZM194 91V90H193ZM214 91V92H213ZM227 91H228V89H227ZM230 91V90H229ZM263 91H264V89L261 91V93H263ZM8 92V91H7ZM10 92V91H9ZM13 92V91H12ZM16 92V91H15ZM19 92V91H18ZM51 92V93H52ZM71 92V91H70ZM69 92V93H70ZM80 92V91H79ZM108 92V91H107ZM148 94H150V95H147V93ZM170 92V91H169ZM186 92V91H185ZM196 92H197V90H196ZM245 92V91H244ZM252 92V93H251ZM260 92V91H259ZM3 93V92H2ZM5 93V92H4ZM81 94H83L82 92H80ZM85 93H87V92H85ZM94 93V92H93ZM132 93V94H131ZM159 93V94H158ZM171 93V92H170ZM173 93V92H172ZM187 93V92H186ZM206 93H204V94H206ZM220 93V92H219ZM222 93V92H221ZM226 93V92H225ZM240 93H241V91H240ZM239 93V94H240ZM261 93H257V95H259V94H261ZM16 94V93H15ZM14 94V95H15ZM31 94V93H30ZM29 94V95H30ZM35 94H36V92H35ZM34 94V95H35ZM42 94V93H41ZM90 93H88L87 95H89ZM131 94V95H130ZM135 94V95H134ZM140 94H138V95H140ZM153 94V95H152ZM157 94V95H156ZM162 96H161V95ZM168 94V93H167ZM164 95L163 96V98H167L166 100L168 101V99L170 98V96L172 95V94H170V96L169 97H167L168 95ZM206 94V95H207ZM224 94V93H223ZM238 94V95H239ZM4 95H6V94H4ZM28 95V96H29ZM58 95V97H59V99L57 98V101H55L56 100V96ZM64 95H66V94H64ZM67 95H68V93H67ZM72 95V94H71ZM74 95V94H73ZM93 95H96V94H93ZM118 95V94H117ZM138 95H136L135 96V98H137V97H139ZM143 95V96H144ZM158 95H160V96H158ZM203 95V94H202ZM228 95V94H227ZM233 95H234V93H233ZM242 95V94H241ZM247 95V94H246ZM263 95V94H262ZM261 95V96H262ZM7 96H8V98H5V97H3L2 95H1V97H0V104H1V102H3V101H8V102H10L9 100H11L10 98V93H9V95L7 94ZM18 96V95H17ZM28 96H26L25 98L26 99H28L27 97ZM31 96V95H30ZM30 96H29V98H30ZM75 96H77V95H75ZM79 96V95H78ZM81 96H83V95H81ZM86 96V94L84 95V97ZM97 96V95H96ZM130 96V97H129ZM133 96V97H132ZM141 96V95H140ZM211 96H213V95H211ZM211 96H209V97H211ZM222 96H224V95H222ZM256 96V95H255ZM260 96V95H259ZM258 96V97H259ZM10 97V98H9ZM24 97V96H23ZM32 97V96H31ZM36 97V96H35ZM42 97V96H41ZM65 97V96H64ZM74 97V96H73ZM93 97V96H92ZM95 97V96H94ZM150 97H148V98H150ZM182 97V96H181ZM198 97V96H197ZM215 96H213V98H214ZM218 97H219V95H218ZM227 97V96H226ZM264 97V96H263ZM25 98H23V99H25ZM34 98V97H33ZM32 98V99H33ZM37 98V97H36ZM55 98V99H54ZM61 98L63 99V100H61ZM69 98V97H68ZM82 98V97H81ZM112 98V97H111ZM126 98V99H125ZM135 98H133V99H135ZM144 98V97H143ZM220 99H224L223 97H219ZM219 98H215L216 99V102L219 100ZM255 98V101L254 102H246V101H243V102H241L240 104L241 105H237V103H239V102H236V107H237V109L235 108H233V109H230L228 106H230L231 104H232V102H231V104H230V102L228 101V102H226L227 103V107L228 108H226L225 109V107H226V104L224 103V107H223V109L220 107L221 105H222V103H221V105H216V106H218V108H220V109H218V111L220 110V112H223L224 111V113L226 112V113H229L228 115H229V117H228V115L226 116V114H225V116L223 117V114L224 113H221L222 115H217L216 113H215V115H217L218 117H222L221 119H223V120H221V121H218V122H224V124L223 125H225L226 123H228V124H226V126H227V128H228V133L230 134H228L227 133V131H224V132H226V133H222L221 134V131H218L217 133H219L220 134V136H218V134H217V136L219 137V138H221L222 140H221V142H225L226 141V137H224V136H228V143H226V144H228V146H227V149H228V154H230V158L232 159L229 163H227L226 164V166H225V171H226V169H227V172H225L224 171V173H226V174H224V173H221L220 175V177H219V179L217 180V182H216V187H215V190H213V191H215L214 192V197H213V199H214V204H211V205H209L211 202H209V199H208V202H205V205H203L202 206V208H201V205H200V210L197 212V214H198V217L195 215V217H194V215L190 212V214H192L193 215V217L194 218H197V224L196 223H193V224H195L196 225V227L195 226H193V227H195V229L193 228V227H191V225L189 226V224L188 223H185L186 221H185V218H184V222L182 221V219H179V216H178V218H177V222L174 220L175 218L173 217V216H171V215H179V214H177L178 212H179V210L180 209H175V208H177V207H175L174 209L175 210H177L176 211V213H172V211H174L173 210V208H172V206H171V204L170 203H172V202H170V201H168L169 200V196H166V195H163V192H160V193H156V192H158L159 190H162V188H164V186L165 187H168V186H170V184L172 183V181H173V179H174V177H162L163 176V174H166L167 173V171H166V173H155V170L156 169H154L155 168V166L157 165L158 166V164H161L162 163V159H164L163 158V153L165 154V150H164V152L163 151H160V149H159V151L160 152H158V148L160 147V146H162V145H160L159 143H160V141H161V138L162 137H160L161 135H163V134H165L166 135V131H169V129H172L173 131L174 130H178L177 128H178V126H177V122H173V118H172V123L171 124H176V126H177V128L176 127H172V125L170 124V122H171V120H166V121H170L169 123H168V125L170 126V127H172V128H170L168 125H167V123H166V121H164V123L166 124V126H168L167 127V129L168 130H166L165 131V129L166 128H163L164 129V131H162L160 134H158V132L155 134L154 132H152L153 133V135H152V133L150 134V132H151V130L153 129H155L156 127L157 128H159V126H160V124H163V122H157L159 125H157L156 124V122L155 123H152V122H149V123H151L152 124V127H155V128H152V127H150L149 125H147L148 127H150V129L149 130H147V132L145 131V136L146 135H148V132H149V138H150V135H152V141H154L153 143H156V144H159L158 145V147L157 148H155V149H157V150H152L156 145H153V148L151 149V148H149L150 149V152H149V154H144V151L142 150V149H144V148H141L140 146H139V148L140 149H137V147H138V144H135V145H137L136 147H134V148H132L133 146H135V145H131L130 147V151H128V152H130V154L131 155H129V153H124L125 155H124V157L125 158H127L125 161H124V163H119L120 162V160L118 159V161L119 162H117L118 163V165L119 164H121V165H125V167H120L119 169H121V168H124V170H125V168H126V170H125V172L123 173L122 171H120V174L119 175H114L113 176V174L111 173L113 170H116V169H113L112 171L110 170V169H112V168H110L109 169V171H110V173H111V176H109L108 177V180H107V183L104 185V188H103V191L101 192V194H100V196H98V198H97V203H96V205H95V208L93 209L92 208V210H91V212H98L93 218H92V220H91V223H87V224H89V225H87L86 224V226H80V227H76V225L79 223V220L76 218V215L80 212L79 210H77V208H76V203L77 202H81L83 199H84V192H83V190H84V187H78V186H76L73 182H71V178H72V176H66V171H63V170H65V167H64V159H62L63 157H66V158H68L69 156L67 155V154H65L64 153V151H63V153L64 154H60V150L62 149H60L59 150V147L58 146H55V144H52L51 142H50V138L51 137H53L55 134L56 135H58V134H60L59 132H62L61 133V138H63V137H66L67 135L69 136V135H71V136H73L72 135V133H74V131H75V133L74 134H78L77 132H84L85 133V135H84V133L82 134V133H80V135H79V137L81 138V134H82V136L84 135V136H86V137H88L89 135V133L86 135V133L87 132H89V131H91L92 133L90 134L91 136H94V135H97L96 133H93L94 131H92V129H89V125H88V122H91L92 121V119L93 118H95V120L93 119V121L94 122H96V117L97 116H101L102 117V121H104V119L105 120H107L108 118L110 119V117L112 116V117H114L115 116V113H111V111L113 110V109H111L110 108V106L111 105H109V104H111V102H115V100H117L118 99V96L116 97V99L114 98V101L113 100H111V102L109 103L108 101H107V99H105L104 101H105V103H102V100H103V98L101 99V101H99L98 99L96 100V99H94V102L93 103H91V102H88V103H90L91 105V107H94L95 105V107L96 108H98L99 110H100V107L102 106L103 107V105H104V107H108V105H109V109L108 110H110L111 109V111H108V113L110 114L111 113V115H109V114H106L107 113V111H106V113H104V115L106 116V118H103V113L102 114H98V113H100L96 108L94 109V111L95 110H97V116H95V117H93L91 120L90 119H88V117L90 116V113L88 114V110L86 109V113L84 112V110H82L83 108L85 109V107L86 108H90V109H92L91 107H88L89 105H88V103L86 102V100H85V102H82L83 104L84 103H87V105L88 106H86V104H84L85 105V107H84V105H82V109L80 108V107H78V104H80L79 102H77L76 103V99L74 98H72V97H70L69 99H73L74 101L73 102H75L76 104H77V109L79 108V111L81 110L82 112H84L85 114H87L86 116H88V117H86L85 115H84V113H82V112H79V111H77L75 108L76 107H74L75 105H74V103H71V105L68 107V106H66V107H64L65 106V104H64V111H65V109L66 110H68L69 108H74V110H75V113H70V114H73L74 115V117L77 115V113L79 114L78 116H80L79 118V120L77 119L78 118V116H77V118H75V119H77V122H76V120L73 122V124H75V125H73L72 124V116H71V118L72 119H70V118H68V117H66V115L68 116V114L66 113V112H64L63 111V108H61V111H63L65 114H64V116H62L61 118H60V116L58 117V114L57 115H55V114H53V112H55L54 111V109L56 110V112L55 113H61V112H57V111H59V109H56V108H59V106L61 105V103H60V105L58 106V107H56V108H50L48 105L49 104H51V102H50V100L49 99H47V100H44V102H42V100H39V98H37V100H36V102H35V100H31L30 101V103L31 102H33L32 104H33V106H28L27 108H25L23 105V107H24V112H22L21 110H20V112H18V113H20V114H18V113H16V111H13V110H17V109H12L11 110V108H8V109H10V110H8L7 109V111H6V113L4 114L5 116H3V118L2 119H7L5 122H11L8 126H9V128H14V129H11V130H9V132H8V130H7V132H8V134L11 132V133H13L14 132V134L12 135L11 133L9 134L10 136H14V138H12V137H10L11 139H13L12 140V142L10 143V140L9 141H6L7 140V138H6V136L8 135V134H6V132H5V134H4V136H3V133L1 132V130H0V135H2V138L4 139V138H6V139H4V141H3V139H1L2 141H0V142H4V144L3 143H1L0 145H3V147H4V145L6 146V147H2V146H0L1 148H0V264H264V203H262V198L264 197H261L262 195H263V193H264V189H263V193H262V186L260 187V184H262L263 185V183H264V179L263 180H261V182L263 181V183H261L260 182V184L258 183V184H256L257 182L256 181H258L259 182V180H258V177H257V180H254V179H256L250 172H249V169H245L242 165H241V163L244 161L243 159H244V157L245 156H243V158H242V156L240 155V154H243V153H245L246 155H247V152H249V159L247 158V161H249V162H247V163H249L250 165H251V167H253V169H255V170H264V98H260V99H256V97H254ZM16 99V98H15ZM89 99H90V97H89ZM113 99V98H112ZM141 98L139 97V100H140ZM147 99V98H146ZM171 99V98H170ZM177 100L178 99V96H177V98L175 99V98H173V96H172V100H170V102H172V101H174V100ZM218 99V100H217ZM14 99H12V101H13ZM49 100V101H48ZM68 100V99H67ZM90 100H92V99H90ZM162 100H164V99H162ZM208 100H210V99H208ZM212 100V99H211ZM211 100H210V102H211ZM225 100V99H224ZM223 100V101H224ZM232 100V99H231ZM239 100V99H238ZM237 100V101H238ZM241 100V99H240ZM242 100H244V99H242ZM246 100V99H245ZM249 100V101H250ZM254 100V99H253ZM15 101H17V100H15ZM19 101V100H18ZM17 101V102H18ZM46 101H48V102H46ZM71 101V100H70ZM83 101V100H82ZM96 101V102H95ZM126 101V102H127ZM166 101V102H167ZM221 101V100H220ZM226 101V100H225ZM233 101V100H232ZM25 102H26V100H25ZM50 102V103H49ZM55 102H56V104H55ZM72 102V101H71ZM98 102V104H96ZM119 102V101H118ZM123 102V101H122ZM126 102H125V105H126ZM142 102V101H141ZM147 102V101H146ZM164 102H165V100H164ZM164 102H161L162 104H164ZM166 103V104H164V107H161L162 109H164V112H166V111H168L169 110V107H171V103ZM190 102V101H189ZM208 102L209 101H207V104H208ZM209 102V103H210ZM214 102V101H213ZM12 103V102H11ZM22 103V102H21ZM102 103V105H100ZM121 103V102H120ZM128 103H132V102H128ZM127 103V104H128ZM175 103V102H174ZM218 104H219V101L217 102ZM234 103H235V101L233 102V105H234ZM55 104V105H54ZM92 104H94V106L92 105ZM106 104H108V105H106ZM123 104H124V102H123ZM122 104V105H123ZM145 104V103H144ZM162 104H160V106H162ZM169 105V107L168 108H166L167 106H165V105ZM188 104V103H187ZM190 104H192V103H190ZM201 104V103H200ZM212 104V106L211 105H206L207 107L209 106H211V110H213L214 109V112H218L217 111V109L216 108H214L213 107V103H211ZM11 105V104H10ZM18 106V105H20V103L18 102V103H14L13 104V107H15V106ZM24 105H25V103H24ZM31 105V104H30ZM63 105V104H62ZM118 105V104H117ZM124 105V106H125ZM137 105V104H136ZM142 105V104H141ZM173 105L174 104H172V107H173ZM181 105V104H180ZM198 105V104H197ZM46 106H48V107H46ZM80 106V105H79ZM98 106V107H97ZM124 106H120L122 109H124L125 107ZM204 107V105L202 104V105H200V107ZM242 106L243 107H245V108H242ZM7 107H8V105H7ZM6 107V108H7ZM67 107H68V109H67ZM116 107V106H115ZM119 107V106H118ZM130 107V106H129ZM136 107V106H135ZM158 107V106H157ZM200 107L199 106H197V108L195 107L194 108V110L193 111H195L196 110V112H199L200 114H201V109L203 108H201L200 109ZM206 107V108H207ZM212 107H213V109H212ZM231 107H233V106H231ZM241 107V108H240ZM3 108H5V107H3ZM22 108V107H21ZM20 108V109H21ZM173 108H175V107H173ZM172 108V110H171V108H170V110L171 111H173L174 109ZM191 108V107H190ZM26 109V110H25ZM93 109L91 110V113L93 112ZM101 109H103V108H101ZM127 109V108H126ZM137 109V108H136ZM135 109V110H136ZM167 109V110H166ZM178 109V108H177ZM182 109H184L183 107H182ZM193 109V108H192ZM191 109V110H192ZM197 109L199 110V111H197ZM209 109V108H208ZM222 109V110H221ZM231 111H230V110ZM73 110V109H72ZM71 110V111H72ZM128 110V109H127ZM152 110V109H151ZM158 110V112L159 111H161V112H159V114L160 113H162V110H160L159 108L157 109ZM166 110V111H165ZM169 110V111H170ZM180 110V109H179ZM190 110V109H189ZM204 110H205V107H204ZM225 110H229L230 112H227V111H225ZM69 111V110H68ZM67 111V112H68ZM77 111V112H76ZM130 111V110H129ZM171 111L169 112L170 113V115H171ZM175 111H176V109H175ZM206 112L203 114V116L205 117V118H203V116L201 115L200 117H202V121H203V119H206L205 121H207L208 120V116L210 115L209 114V112L210 111H208V115L206 114L207 113V110H205ZM70 112V111H69ZM68 112V113H69ZM74 112V111H73ZM96 112V111H95ZM102 112H104V111H102ZM139 112H141V111H139ZM145 112V111H144ZM163 112V113H164ZM184 112V111H183ZM187 112H188V109H187ZM190 112V111H189ZM196 112H194V113H196ZM81 113V114H80ZM121 113V112H120ZM120 113L118 114L117 113V115L118 116H120ZM135 113H136V111H135ZM168 112H166V114H167ZM169 113L167 114V115H169ZM174 113V112H173ZM177 113H178V111H177ZM179 113H180V111H179ZM193 112H191V114H193V116H190L191 114H189V115H187L186 117H184V116H182V117H184L183 119H184V122H187L186 120L188 119V118H190L189 120L191 121L192 119H191V117H196V116H198L199 117V115L200 114H198L197 115V113H196V116H195V114H194ZM219 113V112H218ZM166 114L164 115V114H160L159 116H161V115H163L162 117H166ZM211 114H212V112H211ZM57 116L56 118H59V119H57L56 120V118H55V116ZM60 115V114H59ZM82 115V116H81ZM94 115V112H93V114H91V116H93ZM124 115H127V113L126 114H124L123 113V116L122 117H124ZM128 115H130V112L128 113ZM134 118H135V114L133 115V113L131 114ZM139 115H140V113H139ZM169 115V116H170ZM173 115V114H172ZM176 115V114H175ZM174 115V116H175ZM178 115V114H177ZM90 116V117H91ZM99 116V118H98V120H97V124H99L98 122H100L101 120V117ZM107 116H109V117H107ZM120 116V117H121ZM131 116V117H132ZM138 116V115H137ZM144 116V115H143ZM140 117V118H145V116L144 117ZM148 116H150L149 114H148ZM181 116V115H180ZM177 117L178 119L177 120H174V121H178V120H180V123L182 122L183 123V119H182V117ZM189 116V117H188ZM212 116H214V115H212ZM52 117H54V118H52ZM63 117H65V118H63ZM69 117H70V115H69ZM82 117H86L85 118V120L86 121H83V118ZM119 117V118H120ZM121 117V118H122ZM129 118H127V119H125L127 122H128V119H129V121L130 120H133V122H134V118L132 117L131 119H130V116H128ZM150 117H154V115L153 116H150ZM155 117H156V115H155ZM155 117H154V119L152 118H150L151 120H153V122H154V120H155ZM162 117H159V119H157L158 117H156V121H163V120H165V118H163V120H161L160 118H162ZM173 117V116H172ZM188 117V118H187ZM198 117H196V120H197V118ZM216 117V116H215ZM215 117H212V118H210V116H209V118L211 119L210 121H208L207 123H208V125L210 126L211 124L214 126V124H213V121L217 118H215ZM228 117V119H226V118ZM11 118H15V119H17V120H12V121H9V120H11ZM81 118H82V121H83V124L81 125V127L78 129H74V128H76V123H77V126H80L79 125V123H78V121L81 123ZM120 118V119H121ZM167 118V117H166ZM169 118H171V116L169 117ZM174 118H176V117H174ZM181 118V119H180ZM213 118H215L213 121H212V119ZM224 118H225V121H227L226 123H225V121H224ZM53 119H55V121L53 120ZM64 119V120H63ZM70 119V120H69ZM124 118H122V121H124L123 120ZM137 119H138V117H137ZM137 119H135V122H136V120ZM195 118H193V120L192 121H194L195 122V120H194ZM201 119V118H200ZM235 119V120H234ZM51 120H53V122H54V125L55 124H57L56 126H54V127H57L58 128V130H55V129H53V126H52V128H50L51 127V125L49 124L48 126H47V124L48 123H50L49 121H51ZM64 121V122H60V121ZM68 121L67 123L65 122V121ZM88 120H90V121H88ZM117 120V119H116ZM115 120V122H118V121H116ZM142 120V119H141ZM219 120V119H218ZM47 121H48V123H47ZM58 121V122H57ZM92 121V122H93ZM110 122L112 121L111 119L109 120ZM108 120L107 121H105L106 123L107 122H109ZM121 121V122H122ZM199 120H197V122H198ZM201 121V120H200ZM199 121V122H200ZM212 121V122H211ZM4 122V123H5ZM60 122V124H58ZM85 122V123H84ZM93 122V128H94V130H95V123ZM114 122V121H113ZM115 122H114V124H115ZM125 122V121H124ZM124 122H123V124H124ZM127 122H125V123H127ZM132 122V121H131ZM141 122H143V121H141ZM141 122L139 123L138 121H137V123H139V124H141ZM145 122H146V120H145ZM196 122V125L199 123H197ZM215 122V121H214ZM3 123V124H4ZM62 123H66V125H67V127H65V128H68L66 131L65 130H63L64 129V127H62V126H66L65 124L64 125H61ZM120 123V122H119ZM136 123V125H138ZM144 123V122H143ZM147 123V122H146ZM146 123H144L145 125H144V128H143V125H142V128L145 130V127H146ZM149 123H147V124H149ZM206 123V122H205ZM204 122H203V126H206V131H208V129H207V124L206 125H204L205 124ZM0 124H1V122H0ZM6 124V123H5ZM42 124H43V126H42ZM44 124H45V126H47V127H45L44 126ZM69 124V125H68ZM112 123H110L109 124V126L111 125ZM113 124V125H114ZM122 124V125H123ZM128 124H129V126H131V124H132V127H133V125L135 124H133V123H131L130 124V122H128ZM153 124H154V126H153ZM178 124H179V122H178ZM191 125H192V122L190 123ZM202 124V123H201ZM216 124V123H215ZM221 124V123H220ZM220 124H218V126L220 125ZM61 125V126H60ZM70 125H72L71 127H70ZM91 125V124H90ZM117 125H119V124H117L116 123V127L115 126H112L111 125V127H113L112 129H113V131H114V128H116L115 130H117L116 132L119 134V131H118V129L119 128H117V127H121V126H117ZM120 125H121V123H120ZM125 125V124H124ZM194 125H195V123H194ZM195 125V126H196ZM222 125V124H221ZM221 126L222 127V129H223V127L224 126ZM59 126V127H58ZM89 126V127H88ZM99 126H100V124H99ZM140 125H138V128L140 129V127H139ZM165 126V127H166ZM181 126V125H180ZM183 126L184 127H181V128H183V130L185 129V128H187L186 127V123H184L183 124ZM198 126H199V124H198ZM208 126V128H210L211 129V127H213V126H211V127H209ZM226 126H225V129L224 130H227L226 129ZM3 127V126H2ZM1 127V128H2ZM45 127V128H44ZM92 127H90V128H92ZM98 127V126H97ZM127 127H128V125H127ZM127 127L125 126V129H127ZM164 127V126H163ZM189 127V126H188ZM216 127H217V125H216ZM220 127V126H219ZM219 127L218 128H216L217 130L219 129ZM6 128V127H5ZM56 128V129H57ZM63 128V129H62ZM123 128V127H122ZM129 128V127H128ZM134 128H135V125H134ZM176 128V129H175ZM190 128V127H189ZM188 128V129H189ZM194 128V129H193ZM191 127V129H193V130H195V127ZM71 129V130H70ZM103 129H105V128H103ZM121 129V128H120ZM130 129V128H129ZM128 129V130H129ZM133 128H131L130 130H132ZM137 129V128H136ZM160 129H162L161 127H160ZM162 129V130H163ZM210 129H209V131H210ZM214 129H215V127H214ZM215 129V130H216ZM53 130H55V131H53ZM60 130V131H59ZM62 130V131H61ZM72 130H74V131H72ZM78 130H80V131H78ZM128 130H127V132L125 131V133H127V134H129L128 133ZM142 129H140V131H141ZM144 130H142L141 132H143L144 133ZM158 130V129H157ZM156 130V131H157ZM171 130V132H168L169 133V135H171V136H174V134L172 133L173 131ZM180 130V129H179ZM178 130V131H179ZM215 130H214V132H215ZM216 130V131H217ZM219 130H221V129H219ZM4 131V130H3ZM56 131L58 132V133H56ZM65 131V132H64ZM68 131H70V133H67ZM71 131H72V133H71ZM77 131V132H76ZM87 131V132H86ZM132 131H136V133H138V134H140L139 132H137V130H132ZM159 132H160V130H158ZM185 131V130H184ZM209 131L207 132V134L209 133ZM213 131V129L211 130V132ZM96 132V131H95ZM122 132H124V130L122 131ZM130 132V131H129ZM164 132V133H163ZM177 132V131H176ZM176 132L174 131V133L176 134ZM64 133H66V135L64 136ZM102 133H106V130H105V132H104V130H103V132ZM101 133V134H102ZM115 133V132H114ZM168 133H167V135H168ZM178 133V132H177ZM199 133V132H198ZM233 133H239V134H241V136L243 135V137H239V135L237 134V136L235 137V136H232V134ZM92 134H94V135H92ZM99 134V136L101 137V136H103L104 138L107 136L106 134H105V136L104 135H101L100 133H98ZM124 134V133H123ZM123 134H121L122 135V137L124 136ZM127 134H125V135H127ZM142 134V133H141ZM140 134V135H141ZM158 134V135H157ZM6 135V136H5ZM117 135V134H116ZM120 135V134H119ZM119 135H117L118 137H119ZM140 135H138V136H140ZM144 135V134H143ZM164 135V136H165ZM168 135V136H169ZM210 134H208V136H209ZM211 135H213V132H212V134ZM210 135V136H211ZM215 135V134H214ZM68 136H67V138H66V140H65V142H64V140L63 139H65V138H63L62 140H61V138H60V136L58 137L61 141H63L64 143V145H66L65 143L66 142H73L74 140H71V136H69V138H68ZM83 136V138H84V140L82 141L83 142V144L82 145H86V144H89L90 146H91V141H93V139H96L97 140V138L99 139V137H97V138H94V137H89V138H85ZM117 136H115V137H117ZM144 136V137H145ZM163 136V137H164ZM168 136H166V137H168ZM209 136V137H210ZM216 136V137H217ZM7 137H9V136H7ZM74 137V136H73ZM76 138H75V140L76 139H78V137H77V135L75 136ZM103 137H101V138H103ZM108 137H110V135L108 136ZM107 137V138H108ZM112 137V136H111ZM144 137L143 138H139V140H138V142L140 141V142H142V146H143V143H144V147H146V146H148L149 145V147L151 146L152 147V145L150 144L151 142H149L148 141V143L149 144H146V146H145V143H147L146 142V139L147 138H145L144 139ZM147 137V136H146ZM170 137V136H169ZM174 137H176V135L174 136ZM212 137V136H211ZM210 137V138H211ZM215 137V136H214ZM217 137V138H218ZM0 138H1V136H0ZM10 138H8V139H10ZM124 138L126 139V138H129V137H125L124 136ZM123 138V139H124ZM218 138V139H219ZM69 139L71 140V141H69ZM85 139L87 140V142H89L90 140V142L89 143H85L84 141H85ZM140 139H142V140H140ZM151 139V138H150ZM159 139H160V141H159ZM199 139L200 140H203V139H201V136L199 137ZM199 139H197V141L199 140ZM208 138L206 137V140H207ZM212 139L213 138H211V139H209L210 141H212ZM225 141H224V140ZM80 139H78V140H76L75 142H76V145H75V143L73 142L72 143V145L74 144V146L75 147H77V146H79V148H81V145H77V141H78V143H81V141H79ZM100 140V139H99ZM104 142H106L105 141V139H102ZM111 140H112V138H111ZM118 140V139H117ZM145 140V141H144ZM6 141V142H5ZM103 141H101V143L103 142ZM109 141V142H108ZM112 141H114V140H112ZM144 141V142H143ZM163 141V140H162ZM218 141V140H217ZM216 141V142H217ZM96 141L94 140V143H95ZM116 142V141H115ZM139 142V143H140ZM159 142V143H158ZM174 142V141H173ZM199 142V141H198ZM197 142V143H198ZM201 143L202 142H204V141H200ZM216 142H214V144L216 143ZM8 143V144H7ZM10 143V144H9ZM107 143H109L110 144V140H108L107 139ZM124 143V142H123ZM201 143H199V144H201ZM213 143V142H212ZM225 143H224V146H225ZM67 144H69V143H67ZM93 144V143H92ZM141 144V143H140ZM219 144H221V143H219ZM89 145H87L86 147H88ZM163 145H164V142H163ZM172 145V144H171ZM71 146V145H70ZM99 146V145H98ZM124 146H125V144H124ZM167 146H168V144H167ZM178 146H179V144H178ZM178 146H176V148H179L180 149V147H178ZM214 146V145H213ZM223 146V147H224ZM226 146L224 147V149L226 148ZM65 147V146H64ZM92 147V146H91ZM94 147V146H93ZM163 147V146H162ZM166 147V145H164V148ZM174 147V146H173ZM182 147V146H181ZM78 147H77V149H79ZM98 148V147H97ZM113 148V147H112ZM126 148V147H125ZM170 149H172L171 147H169ZM169 148L167 149V151H170L169 150ZM220 148H222L221 147V145H220ZM76 149V148H75ZM100 149V148H99ZM98 149V150H99ZM111 149V148H110ZM115 149H117V148H114V150ZM146 149H147V147H146ZM145 149V150H146ZM178 149V150H179ZM224 149L222 150V152L224 151ZM226 149V150H227ZM62 150H64V148L62 149ZM62 150H61V152H62ZM107 150V149H106ZM131 150H132V152H131ZM161 150H163V148H161ZM183 151H184V148L182 149ZM208 150V149H207ZM234 150V151H233ZM78 151H80V149L79 150H76L75 151V153L77 152L78 153ZM91 151V150H90ZM95 151H96V149H95ZM105 151V150H104ZM125 151V150H124ZM88 152V151H87ZM92 152H94V151H92ZM109 152H110V150H109ZM108 152V153H109ZM114 152V151H113ZM147 152V151H146ZM145 152V153H146ZM180 152V151H179ZM202 152V151H201ZM234 152V153H233ZM68 153V152H67ZM76 153V154H77ZM80 153V152H79ZM77 154V156L82 160V158H84V155L81 153V154ZM108 153L106 154V155H108ZM169 152H166V154H165V156L168 154ZM181 153H183V152H181ZM185 153V152H184ZM220 153V152H219ZM225 153H226V151H225ZM224 153V154H225ZM73 154V153H72ZM76 154H75V156H76ZM102 154V153H101ZM104 154V153H103ZM111 154H112V152H111ZM110 154V155H111ZM202 154H203V152H202ZM201 153H200V158H201V155H202ZM206 154V155H205ZM204 155L207 157V152L205 153ZM244 154V155H245ZM66 155V156H65ZM71 155V154H70ZM81 155V156H80ZM83 155V156H82ZM99 155V154H98ZM113 155V154H112ZM127 155V156H126ZM129 155V156H128ZM234 155V156H233ZM77 156L75 157V158H73V157H71L70 156V158H72V160L74 161V162H79V161H81L79 158H77ZM88 156H90V154L88 155ZM104 156V155H103ZM118 156V155H117ZM116 156V157H117ZM203 156V155H202ZM61 157V158H60ZM86 157V156H85ZM91 158H92V155L90 156ZM102 157V156H101ZM226 157V156H225ZM65 158V159H66ZM104 158V157H103ZM119 158V157H118ZM205 158V157H204ZM78 159H79V161H78ZM117 159V158H116ZM115 159V160H116ZM101 160V159H100ZM106 160H107V158H106ZM167 160V158H165V161ZM201 160H203L202 158H201ZM205 160V159H204ZM94 161H96V160H94ZM93 161V162H94ZM108 161V160H107ZM117 161V160H116ZM116 161H114V159L113 160H110L109 162H110V165L111 164H114V162H116ZM80 163V162H79ZM84 163V162H83ZM103 163V162H102ZM101 163V164H102ZM116 163V164H117ZM179 163V162H178ZM225 163V162H224ZM108 164V163H107ZM243 164V163H242ZM245 165H246V167H247V164L246 163H244ZM115 165V164H114ZM114 165H111L110 167H113ZM120 165V166H121ZM177 165V163L175 164V165H173L174 167ZM53 166V167H52ZM104 166H106V165H104ZM103 166V167H104ZM109 166V165H108ZM185 167H187V166H185ZM248 167H249V165H248ZM106 168V167H105ZM178 168H179V166H178ZM189 168H190V166H189ZM26 169L27 170H29V169H34L33 170V174H31L32 173V171L31 172H27L26 171ZM63 169V170H62ZM175 169V168H174ZM182 169V168H181ZM184 169L186 170L187 168H184V166H183V173L181 174V172L182 171H180V174L181 175H183L184 174ZM35 170H36V173H35ZM62 170V171H61ZM106 170V169H105ZM123 170V169H122ZM123 170V171H124ZM179 170V169H178ZM188 170V169H187ZM187 170H186V172H187ZM62 173H61V172ZM108 171V170H107ZM108 171V172H109ZM170 171H171V173L173 172L172 170H169L168 172L170 173ZM175 171L177 172V170L175 169ZM65 172V173H64ZM119 172V171H118ZM175 172V173H176ZM185 172V173H186ZM60 173L63 175V176H60ZM115 173H116V171H115ZM123 173V174H122ZM174 173V172H173ZM178 173V172H177ZM176 173V174H177ZM28 174H30V175H28ZM65 174V175H64ZM117 174V173H116ZM123 175V176H120V175ZM168 174V173H167ZM32 175V176H31ZM169 176H171L170 174H168ZM168 175H166V176H168ZM173 176L175 175V174H172ZM157 176V177H156ZM165 176V175H164ZM219 176V175H218ZM242 176V177H241ZM243 176H246V178L245 177H243ZM254 177V178H253ZM253 178V179H252ZM260 178V177H259ZM186 183V182H185ZM194 183V182H193ZM193 183H191L190 184V182H188L187 183V185L189 184V186H186L187 188H188V190H190L189 188H190V185H193ZM131 184H135L136 186H138V188H136V189H134L133 191H131V189H127V187H124V186H129V185H131ZM198 184V183H197ZM178 185H180V183L178 184ZM186 185V184H185ZM257 185H258V187H257ZM181 187L183 186L182 184L180 185ZM185 187V188H186ZM194 187V186H193ZM193 187H191V188H193ZM211 187V186H210ZM213 187V186H212ZM260 187V188H259ZM180 188V187H179ZM182 189V188H181ZM198 190H199V188H197ZM141 190L142 191H145L144 193H141ZM186 190V192L188 191L187 189H185ZM209 190V189H208ZM212 190V189H211ZM179 191H180V189H179ZM183 191H184V189H183ZM191 191V190H190ZM190 191H188L189 192V194H190ZM201 191V190H200ZM203 192H204V190H202ZM207 191V190H206ZM182 193V192H181ZM183 193H185V192H183ZM191 193H195V192H191ZM201 193V192H200ZM178 195H180V193L178 194ZM177 195V196H178ZM184 195V194H183ZM189 195H187V196H183L184 198H189L188 197ZM190 196H191V194H190ZM194 196V195H193ZM180 198V197H179ZM178 198V199H179ZM184 198H180L181 200L182 199H184ZM200 198H202V197H200ZM172 199V198H171ZM174 199H176V197H174ZM179 199V200H180ZM191 199V198H190ZM207 199V198H206ZM173 200V199H172ZM181 200H180V204H182V202H181ZM188 200V199H187ZM176 201V200H175ZM184 201H186V200H184ZM207 201V200H206ZM105 202H106V204H105ZM189 202H190V200H189ZM189 202H187L188 204H182L181 206H184L185 207V205H188V206H190L191 204L189 203ZM263 202H264V200H263ZM163 204V205H161V204ZM177 203V202H176ZM176 203H175V205H176ZM186 203V202H185ZM201 204V203H200ZM172 205H173V203H172ZM175 205H173V206H175ZM254 206H256V207H254ZM180 207V206H179ZM191 207V206H190ZM252 207H254V209L256 208V210H254V211H250V208L252 209ZM182 208V207H181ZM189 209H191V208H189ZM184 210H186V208L184 209ZM183 210V211H184ZM191 210H196V208L194 209H191ZM253 210V209H252ZM62 213H65L66 214V217H64V218H59L58 217V219H57V223H56V225H53L54 224V218L53 217H57L58 215H60V214H62ZM180 213V212H179ZM183 213V212H182ZM189 213V212H188ZM85 214H86V212H85ZM189 214V215H190ZM182 215H185L184 213L182 214ZM181 216V215H180ZM187 216V215H186ZM173 217V218H172ZM176 217V216H175ZM182 217H185V216H182ZM188 217V216H187ZM189 217H191V216H189ZM193 217H192V219L191 220H193ZM187 220H189V218H187ZM195 220V219H194ZM189 222V221H188ZM191 222V221H190ZM194 222V221H193ZM192 224V223H191ZM192 224V225H193ZM221 229H222V238H220L217 234V232H221ZM217 233V234H216ZM221 236V235H220Z\"/></svg>",
	"mask_w": 264,
	"mask_h": 264
},
{
	"label": "rangeland",
	"instance_id": "obj_2",
	"mask_svg": "<svg viewBox=\"0 0 264 264\" xmlns=\"http://www.w3.org/2000/svg\"><path fill=\"white\" fill-rule=\"evenodd\" d=\"M1 1H3L4 3H6L5 5H4V3L3 2H1V3H3V5H2V7H0V17L2 16L3 18H4V16H5V20L4 19H2V22L0 21V51H1V53H0V83H1V85L2 84H5V81L6 80H9V81H11V84L12 83H14V84H16V85H21V86H19V87H13V86H16V85H10L11 87H13V89L12 88H8L7 90L6 89H4V90H2L1 92H0V97H1V95L3 96V97H5V98H8V96H7V94L9 95V93H10V99L11 100H9L10 102H8L7 100L6 101H3V102H1V104H0V122H1V124H0V130H1V132L3 133V136H4V134H5V132H6V134H8V132H9V130H11V129H14V128H9V124L11 123H9V122H5L7 119H2L3 118V116H5L4 114L6 113V111H7V109L8 108H11V110L14 108V109H17V110H13V111H16V113H18V112H20V110L22 111V112H24L23 110H24V107L25 108H27L28 106L30 107V106H33V102H31L30 103V101L31 100H35V102H36V100H37V98H39V100H42V102H44V100H47V99H52L53 97H54V95L52 96V94H53V92H52V89H50L51 88V86L49 87V89L51 90H48L47 91V89H46V87H47V85H48V82L46 81V80H49V85H51V82H53V83H57V84H53L52 86H54V87H52L53 89H55V91L57 92V90L60 92V91H62L63 92V95H62V93L61 94H59V96L61 97V96H63V98L65 99V98H67V99H65V101H67V103L65 104L64 103V101L62 102V101H60V100H58V102H59V104L57 103V106L55 105L56 104V102H55V106H51L50 107V105H52V102L54 103V101H53V99H52V102H51V100H50V102H51V104H49L48 106L52 109V108H56V107H58L59 105H60V103H61V105L59 106V108H56V109H59V111H57V112H61V113H55L56 112V110L54 109V111L55 112H53V114H55V115H57L58 114V117L60 116V118L62 117V116H64V112H66L67 114H68V116L66 115V117H68V118H70V119H72V124H73V122L76 120V122H77V119L79 120L80 118V116H78L79 114L77 113V115L74 117V115L73 114H70V113H75V110H74V108H69L68 109V107L71 105V103H74V105L77 103V102H81L80 104H78V107H82V105H84V104H86V106H88V107H91L90 105V103H88V102H91V103H93L94 102V99H98L99 101H101V99L103 98V100H102V103H105V99H107V101L110 103L111 102V100H113L114 101V98L116 99V97L118 96V99L117 100H115V102H111V104H109V105H111L110 106V108L111 109H113L112 111H111V109L110 110H108L109 109V105L108 104H106V105H108V107H104V105H103V107L101 106L100 107V110L98 109V108H96L95 106H94V104H92L94 107H91L92 109L94 108H96L100 113H98V114H102L103 113V118H106V116L104 115V113H106V111L108 110V111H111V113H115V116L114 117H110V119L112 120L111 122L109 121L110 119L108 118H106L109 122H105V121H107V120H105L104 119V121H102L103 119H102V115L100 116L101 117V121L100 122H98L99 124H100V126H99V124H97V120H98V118H99V116H97L98 114H97V110H95L94 111V109H93V112H94V115L93 116H91V114H93V112L91 113V110L92 109H90V108H86L85 107V105H84V107H85V109L83 108H81L82 110H84V112L86 111V109L88 110V114L90 113V116L88 117V116H86L87 114H85L84 112H82L81 110L79 111V108L77 109V104L74 106L73 104V106L74 107H76L75 109L77 110V111H79V112H82V113H84V115L86 116V117H88V119H92L93 117H95V116H97L96 117V122H94L93 121V119L95 120V118H93L92 119V121L95 123V130H94V126H93V122L91 121V122H88V125L90 126V127H92V128H90L89 126V129H92V131H94L93 133H96L97 135H94V134H92V135H94V136H91L90 134L92 133L91 131H89V132H87L86 133V135L88 134L89 136L88 137H86V136H84L85 135V131L83 132L84 133V137L87 139V138H89V137H94V138H97V137H99V139L97 138V140L96 139H93V141H91V146L89 145V144H84V145H82L83 144V140H84V138H83V136H82V132H80V133H82L81 134V138L79 137V135H80V133L79 132H77L78 134H74L75 133V131L74 130H72V131H74V133H72V131H71V133H72V135L74 136H71V135H69V136H71V140H74L73 142L75 143V145H76V140H78V139H80L79 141H81L82 139V141H81V143H78V141H77V145H81V148H79V146H77L79 149H80V151H78V153L79 154H83L84 155V158H82V160L77 156V154L75 153V151L76 150H79V149H77V147H75L74 146V144L72 145V141L69 139V141H71V142H66L65 144L66 145H64L63 143L65 142V140H66V138H67V136L66 137H63V138H65V139H63V138H61L62 136H61V133L62 132H59L60 134H58V135H54L53 137H51L50 138V142L52 143V144H55V146H58L59 147V150L62 148H64V150H62V152H61V150L59 151L60 152V154H67L69 157L68 158H66V157H63L62 159H64V167H65V170H63V171H66V176H72V178L70 179L71 180V182H73L76 186H78V187H84V190H83V192H84V199L81 201V202H77L76 203V208H77V210H79L80 212L76 215V218L79 220V223L76 225V227H80V226H86V224L87 223H91V220H92V218L98 213V212H91V210H92V208L94 209L95 208V205H96V203L98 202L97 201V198H98V196H100V194H101V192L103 191V188H104V185L107 183V180H108V177L109 176H111V173L113 174V176L115 175H119L120 174V171H122L123 173L125 172V170H126V168H125V170H124V168H121V169H119L120 167H125V165L123 164V165H121L122 163H124V161L127 159V158H125L124 157V155L126 154V153H129V155H131L130 154V152H128V151H130V146L132 145H135V144H138V147H137V149H140L139 148V146L141 147V148H144V149H142L143 151H144V154H149V152H150V149L149 148H153V145H156L152 150H154L155 148H157L158 147V145L160 144V145H162V146H160L159 148H158V152H160V151H163L164 152V150H165V154H166V152H169L166 156H165V154L163 153V158L165 157V158H167V160L165 161V158L164 159H162V163L161 164H158V166L156 165L155 166V168L154 169H156L155 170V173H166V171H167V173L168 174H170L171 176H169L167 173L166 174H163V176L162 177H174V179H173V181H172V183L170 184V186H168V187H165L164 186V188H162V190H159L158 192H156V193H160V192H163V195H166V196H169V200L168 201H170V202H172L173 203V205H175V203H176V205L175 206H173L172 205V203H170L171 204V206H172V208H173V210L174 211H172V213H176V211L178 210V209H180L179 210V212L177 213V214H179V215H171V216H173L175 219V221L177 222V218H178V216H179V219H182V221L184 220V218H185V223H188L189 224V226L191 225V227H193V226H195L196 227V225L195 224H193V223H196L197 224V218H194L195 217V215L197 214V212L200 210V205H201V208H202V206L203 205H205V202H208V199H209V202H211L209 205H211V204H214V199H213V197H214V192L215 191H213V190H215V187H216V182H217V180L219 179V177L222 175L221 173H224V171H225V166H226V164L227 163H229L232 159L230 158V154H228V149H227V146H228V144H226V143H228V136L226 135V136H224V137H226V143L225 142H221V138H219L218 136H220V134L219 133H217L218 131H221V134L223 133H226V132H224V131H227V133H228V128H227V126H226V124H228V123H226L227 121H225V118H224V121H225V125H223L224 124V122L222 123V122H218V121H221V120H223V119H221L222 117H218L217 115H222L221 113H224V111L223 112H220V110L218 111V109H220V108H218V106H216V105H221V103H222V105L220 106L222 109H223V107L225 106L224 105V103L226 104V107H225V109L226 108H230V109H237V105H241L240 103L241 102H243V101H246L247 103L248 102H254L255 101V98L254 97H256V99L258 98V99H260V98H264L263 96H264V91H263V93H261V91L264 89V72L263 71H260V72H263V76L261 75L260 77L258 76V75H256V74H259L258 72L257 73H254V72H252V73H254L255 74V76H256V78H255V76H253L255 79L254 80H252L253 79V77L250 79L248 76H250V73H247V72H249L250 70H251V66L253 65V66H256V68H257V71H259V68L257 67L258 65H260L259 64V58L261 59V57L263 56V59H264V55H261L260 53L259 54H256V56H259V58L258 57H256V59H255V57H253V55H255V53H257V52H259V50H250V53L252 54V55H250L249 54V58L246 56L248 53H249V51H248V53H243L244 54V56H245V58H244V56L241 54L239 57H237V60L236 59H234L235 61H236V63L235 62H233V59L230 61V60H228V58L226 57V59H227V61H230L231 62V67H233L234 65V67L232 68V69H234L235 67H236V71L235 70H233V71H235V72H233V73H236V72H238L237 74H234L233 76H230V74H229V76H224V78L222 77V75L221 74H223V72L224 71H226V72H224V73H229V70H231L232 71V69L230 68H228V66L230 67V65H225L226 63H228V62H226V63H224L225 61H223V60H226V59H223L222 58V56H225V55H231V53H229V54H227L225 51V53H223V52H221L220 53V51H218L220 54H219V56L223 59L222 60V63H224V65L223 64H221L220 65V67H222V65L224 66V67H222L223 69L227 66V68L229 69H224V71L222 72V69L220 70L222 73L219 75V76H221V77H218V82L219 83H217L216 82V80H217V78L216 77H214V76H212V74L210 75V76H212V79L213 78H215V79H211V77L210 76H208L210 73H208V71L209 70H211V67L212 68H216V69H218V68H220V67H216V65L217 66H219V63H217V62H221V58L219 59V56H216L217 57V59H218V61L216 60V59H214L215 57H212L215 61H216V65H215V63L214 64H211V63H213L214 62V60L212 59V58H203V62H205L206 61V63H203V64H205L203 67H210V69H208V67H207V71H206V68L204 69V73H205V71H206V75L202 72V68H197V67H195L196 69H194L193 67H192V69L193 70H195L196 72H198V74L197 75H194L195 73H193V71H192V69L190 68L194 63V65L195 66H197V65H201V63H200V61H201V59H199V58H201V54L199 55V56H197V54L200 52L201 53V51L199 50V49H196L197 51L199 50V52H193L194 50H192V53L191 52H189V54L188 53H185V55L183 54V56L182 55H180L179 54V56H178V54H177V52H172V50H170L168 53L166 52V50H160L161 52H164L163 54H166L167 53V57H166V55H164V57H165V59L164 58H160L161 56L160 55H162V53L161 52H159V51H156V53L155 54H157L158 52L159 53H161L160 55L159 54H157V55H159V58L161 59V60H159L157 57V55H155L154 53V56H148V57H151L150 59H148V58H146V55L148 54V53H150L151 54V52H153V51H146V53L144 52V61H145V66H143L144 65V61L142 60L143 58H140L141 56H142V54L140 55V53L142 52H140V51H138V52H140L139 53V58L137 57H134L135 55L136 56H138V53L136 54V52L134 51V52H131L130 54L132 55V57H131V59H130V57H127L128 55H126V57L128 58V61H129V59H130V62L132 61V64L133 65H135V67L132 65V64H129V63H125V65H127L128 64V66L130 65H132L131 66V68L130 67H128V69L130 68V69H132L133 67L136 69L135 71L134 70H130L129 69V72L127 71V74H128V76H129V78H128V76L126 75V73H125V76H127L126 78L124 77V74H123V72H119V70L118 71H116L117 69H118V65H119V67H120V64H118V61H119V59H118V61H117V64H115L116 63V60H115V63H113L114 61H109L107 58H111L110 56H114L113 54L115 53V55H118L119 57H120V59H126V61H127V58L125 57V54H127L128 52H126V51H123V50H119V49H116L115 47H114V49H112L113 48V46L114 45H116L117 44V42H119L118 44H119V46L121 45L123 48H126V46H127V44L129 45L130 43H131V40L132 41H135L136 40V38L139 36V33L140 32H143L142 34L144 35V30L142 29V30H140L139 32L137 31V30H135L134 31V33H130L131 32V25H129L130 23H127V21L129 22V20H131L133 23H142V24H146L147 26H148V28L146 29V31L147 30H150V29H152V30H154V31H156L157 29H156V27H152V25H156L157 26V24H156V22L155 21H153V20H149V21H142V20H140V19H142L141 17L142 16H140V19H139V21L137 20V18H135L134 19V17L135 16H138V14L136 15V14H132V13H126V15H124V14H122V16H120V15H118L117 13H119L118 11H119V9H118V6H117V4H115L116 3V1L117 0H114L115 2L113 3V0H108V1H110V3L109 2H107V0H94V2H93V0H15V2H13L12 0H1ZM5 1H7V2H9L8 4H7V2H5ZM10 1H11V3H10ZM56 1V2H55ZM90 1H92L90 4H89V2ZM108 3V5L110 4V6H108L109 8H112L113 6V4H115L114 5V7L112 8V9H118V10H116L115 12H116V14H115V12L113 13V12H111L112 13V16L111 15H109V16H107V9H109V8H107V9H104L105 7L104 6H106L105 4H107L106 2ZM249 1V0H248ZM247 1V3H248V5L250 6L249 8H248V5L246 6V10L244 11V12H246V13H244L245 15H243V16H245V17H243V20L247 17V15H249L252 11V8L255 6H257L256 8L258 9H261L262 11L261 12H263L264 11V9H262L263 7H264V5H263V3H264V0H251V2H248ZM254 3H253V2ZM262 1V5L261 4H259L260 2ZM46 2H47V4H46ZM51 2V3H50ZM88 2V3H87ZM235 2V1H234ZM12 3H15L16 5H13ZM21 3L23 4V5H25L24 7L26 8V6H27V8L31 5V7H29V8H32L31 9V11L30 10H25V8H23L22 6V8L21 7H18L17 5H21ZM38 3V4H37ZM41 5H40V4ZM44 3V4H43ZM49 3V4H48ZM57 3H60V4H58L57 5ZM105 3V4H104ZM27 4V5H26ZM40 5V6H37V5ZM54 4H56L57 5V8L56 7H54L55 9H52L53 7V5ZM94 4V5H93ZM101 4V5H100ZM148 4H150V6L149 7H151V6H153L154 4L153 3H150V2H148ZM29 5V6H28ZM34 5V6H33ZM35 5H36V7L37 8H39L40 10H38V11H36L37 9L35 8ZM56 5H54V6H56ZM102 5H103V9H102ZM258 5H261L262 7H260V6H258ZM1 6V5H0ZM16 6V7H15ZM49 6H51L52 8H50ZM58 6H60V7H58ZM77 6L79 7L78 8V11L76 10L77 9ZM93 6V8H91ZM99 6V7H98ZM106 6V7H107ZM42 7H47V8H49V9H51V16H50V14H49V19H48V21L46 20V22L43 20V22H40V21H42L41 19L38 21V23L36 22V24L34 23V21L36 20V19H31L30 18V16H35V11H36V13L38 14V16H36L37 18L40 16V14H41V12H45V13H50V10L49 9H47L48 10V12H46L47 10L46 9H44V8H42ZM3 8L5 9V10H3ZM22 10H21V9ZM28 8V9H29ZM34 8V9H33ZM80 8H81V11H79L80 10ZM97 8V9H96ZM101 8V9H100ZM15 9H17V10H15ZM19 9H20V12H19ZM44 11H43V10ZM96 9V10H95ZM254 9V8H253ZM15 10V11H14ZM42 10V11H41ZM53 10V11H52ZM95 10V11H94ZM103 10H105L104 12H103ZM6 11V12H5ZM14 12L13 14H11L10 12ZM23 11V12H22ZM24 11H25V13H24ZM34 11V12H33ZM40 11V12H39ZM56 11V12H55ZM100 11V12H99ZM111 11H113V10H111ZM247 11H250V13L249 12H247ZM16 12L19 14V15H21L22 14V16L21 17H18V19H17V21H16V25L13 23L16 19H14L13 18V16L12 15H15L16 17H17V15H16ZM55 12V13H54ZM77 12H81V14L80 13H77ZM98 12V13H97ZM260 12V11H259ZM260 12V16L262 17H260V16H258V17H260V18H258L257 17V19H256V16H255V20H257V21H259V23L257 24V21H256V24L254 23V26L255 25H257V28H253L254 30L252 31L253 33L255 32L257 35H259V34H261V32H262V34L264 35V30H261V27H263L262 29H264V12H263V15H262V13ZM28 14V16H27V14ZM101 13V14H100ZM108 13H109V11H108ZM239 15H237V14H235L237 17H238V19H237V17L235 16V19L230 15V16H228L226 19L227 20H225V22L224 21H221V22H215L216 24H214V25H212V26H214V27H212L211 28V30H210V28L209 27H206V28H209V30H204L203 32H202V30L204 29V23L206 22L205 21V19H207V17L206 16H204V15H202L200 18H199V16H198V18H197V16H186V20L184 19V20H179V18L178 17H169V19L168 18H162V20H161V22H163V23H161V25H163V26H167L166 28H167V30L168 31H170L171 32V34L172 35H179V34H181L182 33V30H183V32L185 31V30H187L188 28H189V22L192 20L193 22H195V23H193V26H195V28L197 27V30H196V34L197 33H199V34H202V35H200V36H198L199 38L197 39V37H196V39H194V42H196L197 40H199L200 42L202 41V43L205 41L206 43H208V42H212L211 40L214 38L213 36H214V34H221V32H223L225 29H227V28H229V27H231V25L229 26V24H233V22L232 21H234L235 22V24H238V23H240V21H242V17H241V15H240V13L239 12H237ZM249 13V14H248ZM5 14V15H4ZM8 14V15H7ZM9 14L12 16H9ZM24 14H26V15H24ZM77 14H78V16H79V14L81 15V16H83L84 17V20H83V17H82V20L81 21H77V20H80V16H79V19H77L78 18V16H77ZM110 14V13H109ZM113 14L115 15V17L113 16ZM162 15H166L165 13H161ZM211 14V13H210ZM18 15V16H19ZM46 15H48V14H44V13H42L41 14V16L39 17V18H42V16L43 17H46ZM97 15V16H96ZM127 15H129L128 17V19H126L127 21H125V24L127 25H125L124 24V19L125 18H127ZM135 15V16H134ZM140 15H142V14H140ZM14 16V17H15ZM34 16L32 17V18H34ZM77 16V17H76ZM101 16V17H100ZM117 16V17H116ZM168 16V15H167ZM239 16L241 17V19L239 18ZM252 16V14H250V16H248V18H250ZM9 17H11V18H13L12 20L9 18ZM48 17V16H47ZM125 17V18H124ZM130 17H131V19H130ZM139 17V16H138ZM19 18H22V19H24V21H26V23L25 24H27V23H29L30 21H28V18L30 19V20H32L31 22L32 23H29L30 25H32V24H34L33 26H32V28L30 29H28V28H26V27H28L29 26V24H28V26H26V25H24L23 23H24V21L22 20V19H19ZM109 18V19H108ZM112 18V19H111ZM113 18H115L114 19V21H113ZM122 18V22L123 23H121L120 22V19ZM161 18V17H160ZM174 18V20H172ZM254 17H252L251 18V20L253 19ZM42 19H44V18H42ZM118 19V20H117ZM164 19V20H163ZM213 19H214V17H213ZM232 19V20H231ZM247 19V18H246ZM3 20H4V22H3ZM10 20V21H9ZM19 20H22V21H20L19 22ZM110 20H112V21H110ZM135 20V21H134ZM8 21H9V23L10 22H12V25H13V30L12 31H14V29H15V32H17L18 30H20V28L22 27H25L23 30H22V28H21V30L18 32V33H15V32H13V34H11V27H12V25L10 26V28H9V25L11 24H7L8 23ZM28 21V22H27ZM85 21V22H84ZM116 21V22H115ZM189 21V22H188ZM227 21V22H226ZM260 21H261V23H260ZM21 22H23V23H21ZM80 23V25H79V23ZM115 24H114V23ZM132 22H131V24H132ZM146 22V23H145ZM175 22V23H174ZM3 23H4V25L5 26H3ZM6 23V24H5ZM179 23H181V24H178ZM203 23V24H202ZM222 23V24H221ZM226 23V24H225ZM229 23V24H228ZM22 24L24 25V26H22ZM81 24H82V26H81ZM110 24H111V26H112V29H110ZM120 24H124V25H120ZM202 24V25H201ZM218 24V25H217ZM262 25V26H258V25ZM84 25H85V27H84ZM116 25V26H115ZM170 25V26H169ZM220 25H222V26H220ZM7 26H8V28H7ZM18 28V26H20V28L17 30V28ZM122 26H124V27H122ZM128 26H131V27H128ZM218 26V27H217ZM219 26H220V29H219ZM224 26H227L226 28H224ZM30 27V26H29ZM83 28V31L81 32V30H80V28ZM116 27H120V29H118V28H116ZM129 29H128V28ZM61 28V31L59 30ZM64 30H63V29ZM85 28H87L88 29V33L86 32V30H85ZM214 28V29H213ZM7 29H10V31L9 30H7ZM110 31H109V30ZM126 29H128L127 31H126V33L127 32H129L130 34H129V36L128 37H126V36H124V35H126V33H124L123 32V30H126ZM140 29V28H139ZM216 29V30H215ZM17 30V31H16ZM26 30V31H25ZM85 30V31H84ZM112 30V31H111ZM116 30H118V32L116 31ZM201 30V31H200ZM245 30V29H244ZM244 30H242V34L244 33ZM257 30H258V32H257ZM62 32V31H64V32H62V33H60V32ZM123 33H122V32ZM10 32V33H9ZM59 32V33H58ZM109 32V33H108ZM115 32H116V34H115ZM201 32V33H200ZM245 32L247 33L248 32V34L250 33V31H248V30H245ZM251 32V34L252 35H255V33L253 34ZM84 33H86V35L84 34ZM108 33V34H107ZM138 34L137 36H136V34ZM210 33V34H209ZM245 33V34H246ZM80 34H81V36H80ZM109 34H111V35H109ZM147 34V33H146ZM145 34V35H146ZM261 34V35H262ZM85 35V37H83ZM87 35H90V36H87ZM109 37H108V36ZM116 35V36H115ZM123 35V36H122ZM131 35V36H130ZM233 35V36H232ZM232 35H230V36H228V39H227V43L229 42V41H231V42H229L228 44H230L231 46L233 45H236V40H237V42L239 43L240 42V38H241V36L238 34V33H236V35L235 34H232ZM87 36V37H86ZM140 36H141V33H140ZM205 36V37H204ZM81 37H82V39H81ZM89 37V38H88ZM120 37V38H119ZM130 37V38H129ZM133 39H132V38ZM254 37H256V36H254ZM86 38H88V39H86ZM134 38H135V40H134ZM195 38V37H194ZM116 39V40H115ZM119 39H120V41H119ZM125 39V40H124ZM215 39V38H214ZM117 41L116 42V44H115V41ZM196 40V41H195ZM229 40V41H228ZM90 43V46H92L93 48H88V46L89 45H87L86 43H88V42ZM123 41V42H122ZM130 41V42H129ZM235 41V42H234ZM1 42L3 43H6V45L5 44H1ZM81 42V43H80ZM114 42V43H113ZM126 44H125V43ZM204 42V43H205ZM263 42H264V40H263ZM83 43H85V44H83ZM88 43V44H89ZM121 43H123V44H121ZM237 43V44H238ZM109 44H113L112 45V50H111V52H108V50H106L107 48L109 49L110 47H107ZM5 47H4V46ZM102 45V46H101ZM82 46V47H81ZM89 46V47H90ZM118 46V45H117ZM120 46V47H121ZM232 46V47H233ZM4 47V48H3ZM85 47H87V48H85ZM257 47V46H256ZM259 47H264L263 45H260ZM2 48V49H1ZM45 48H46V50H45ZM82 48V49H81ZM209 48H211V50H209V49H207V50H209V51H206L207 53H208V55H209V52L211 51V53L212 54H210L209 56H211V55H213L214 56V54L216 55L217 53H215V52H217V49L216 48H214V47H209ZM214 48V49H213ZM90 49V50H89ZM101 49H103L102 51H101ZM118 50V51H116V50ZM216 50V51H213V50ZM3 50V51H2ZM86 51V52H84V51ZM105 50V51H104ZM205 50L206 49H204V52H205ZM110 51V50H109ZM113 51V52H112ZM254 51H257V52H255L254 53ZM107 54V53H110L108 56L107 55H105V53ZM155 52V51H154ZM166 52V53H165ZM172 52V53H171ZM204 52H203V54H204ZM205 52V54H206V56H207V53ZM83 53H84V55H83ZM103 53V54H102ZM64 54H65V56H64ZM72 56V57H68V56H70V55ZM101 55V57H102V55L103 56H106L105 58L107 59V61H109V63H111V65L110 64H108V66H114V64H115V67L117 68H115L116 70V72H118V74H116L115 75V77H114V75H113V73L114 72H112L113 71V68L112 67H108V68H111L110 70V72H108V75L109 74H111L113 77H112V79L114 78L115 80H116V82L117 81H122L123 83H119V82H117V83H119L120 85L119 86H121V87H118V85H117V87L115 86V87H113L115 84H117V83H115L110 77L111 76H108L109 78V80L107 81V80H105V82H108V85H111L110 87H113V88H109V86H107V84L106 83H104V84H106V85H104V84H102L101 83V89L102 90H100L99 88H100V84L98 85V83L96 82V81H98V80H96L97 79V77H98V79H99V82L101 81V82H104V76H107V74H106V72H105V74L103 73L104 71H106V69L108 70V68L107 67H105L106 65H104V68H105V70L104 69H101V67H103V66H101V65H103V64H105L107 61L104 59V62H103V64L99 61V63H98V61H96L97 59H101V57H99L100 55ZM129 54V53H128ZM182 54V53H181ZM188 54V55H187ZM203 54H202V56H203ZM204 54V55H205ZM99 55V56H98ZM123 55H124V58H121V57H123ZM130 55V56H131ZM168 55H169V57H168ZM229 55V56H230ZM63 57L64 59H65V61H64V59L61 61V59H60V57ZM74 56H76V57H74ZM242 56H243V58H242ZM253 58H252V57ZM61 57V58H62ZM71 60H69L68 58ZM74 57V58H73ZM162 57H163V55H162ZM208 57V56H207ZM240 57H241V59L243 60V59H245V60H243V61H245L244 63H241L242 62V60L240 59ZM77 58H79L78 60H76ZM82 58H84V59H82ZM102 58H104V57H102ZM115 58V57H114ZM170 60V63H169V61H168V59ZM177 58V59H176ZM232 58V57H231ZM230 57H229V59H231ZM250 58L253 60L252 61V65L249 63V66L250 67H248V65L246 64V63H248V62H251L250 61ZM58 59H59V61H58ZM80 59H81V61H80ZM112 59V58H111ZM125 59L121 62V63H123L124 61H125ZM137 59H138V62H139V59H140V61L142 62L140 65H141V67H140V65L138 66V67H136V65H138L137 63L135 64V62H137ZM146 59V60H145ZM155 59V60H154ZM167 59V63H169V64H167L166 63V60ZM173 59V60H172ZM176 61H175V60ZM195 59H199L198 61H199V63H198V61H195ZM211 59L213 60V62H211ZM248 59H249V61H248ZM255 59V60H254ZM70 61V63L73 61V65L72 64H70L69 62H67V61ZM87 62L86 64H85V66H83L82 65V67H86L87 65H89V66H87L90 70H92L93 71V67L94 66H96L97 67V65L99 66V67H97V68H100V74L99 73H97L96 75H95V73L97 72V68L95 67V69H96V72H94V74H93V76L95 77L94 79H93V77L92 76H89V77H87L86 76V74L87 73H85V72H87L89 69L86 67L85 69H86V71L83 69V68H81V69H83L84 70V73L82 74V73H79V71L81 70L80 69V67L79 66H77V67H79L78 69H76L75 68V65H81V64H83L85 61ZM103 60V59H102ZM113 60V59H112ZM134 60H135V62H134ZM149 60H151L152 61V63L153 62H155V63H153V65H152V63H150L149 62ZM210 60V61H209ZM62 62V64H61V62ZM65 62V64H64V62ZM84 61V62H83ZM162 61V62H161ZM165 61V62H164ZM173 61H174V63H173ZM194 61V62H193ZM237 61H238V64H237ZM241 61V62H240ZM248 61V62H247ZM261 61V60H260ZM67 62V63H66ZM83 62V63H82ZM95 62H97V63H95ZM134 62V63H133ZM191 62H193V63H191ZM229 62V63H230ZM255 62H257V63H255ZM43 63L44 64H46V66L47 65H51V66H53L52 68H51V66L49 67L50 69L49 70H52V71H48L47 69V67H46V70L44 71V68H45V65H44V68L43 67H40V66H43ZM74 63H75V65H74ZM93 63L94 64H97V65H94V66H92L93 65ZM112 63H113V65H112ZM151 65H150V64ZM162 63L163 64H165V67L166 68H169L170 69V67H171V69L170 70H172V72L171 71H168V69H166L167 71H168V73L169 72H171V73H173V68H176L177 70H178V68L180 69L181 67H182V69L184 68V69H186L185 71H186V73L185 74H183L182 73V71H181V69L180 70H178V74L177 75H179L180 77L182 76V74L184 75V79H185V77H187L185 80H186V82H189V83H191V89L189 88V87H187L188 85H190L189 83H188V85H185L183 82V84H179V82H181V80H179V81H177V82H173L174 80H177L178 78L179 79H181L180 77H178L177 78V75L175 76V74L173 75V77L171 76V73H167V72H165V74L167 73L168 75H165V76H163L164 78L162 79L161 78V83L159 84V82H160V79H158V81H155L156 83L154 84L153 83V85L156 87V89L154 88V90L155 91H160V90H164L165 88L168 90L166 93H162V91L160 92V93H162V94H164V95H166L167 93V97H169L170 96V94H172L171 96H170V98L168 99V101L166 100L167 98H163V96L161 97L160 95H158V96H160L161 98H158V99H161V101L160 100H158L157 101V98H154V97H156V96H154L153 94V97L151 96H146V98H145V92H144V96L142 95V94H140V93H138V94H140V95H138V94H136V95H138L141 99L139 100V97H137V98H135V96L133 97V98H135V99H133V98H131V99H129L128 101L127 100H124V99H122V97L126 94V93H128L127 92V89L129 88H136L137 87V89L138 90H140L139 88H138V84L143 80H145V81H147L148 79H149V77H150V75H152L153 73H155V74H153L152 76H151V78H153V76L154 75H157L158 73H156V71L154 72V70H158L159 68L158 67H160V70H162V71H160V72H163V71H166V70H164L163 68H165V67H163V65H162ZM197 63V64H196ZM207 63H209V64H207ZM228 63V64H229ZM235 63V64H234ZM243 65V64H245V65H243L244 66V68H243V66L241 67V69H240V67L238 68L236 65H238V66H241V64ZM56 64H58V65H56ZM147 64H148V67H147ZM154 64H156V66H158L159 64H161V66L163 67V68H161V66L159 65L157 68H154L153 66H155ZM158 64V65H157ZM168 66H170V67H168ZM183 64V66H181ZM185 64H186V66H185ZM190 64V65H189ZM256 64V65H255ZM66 65V66H65ZM71 65V66H70ZM123 64H121V66H122ZM125 65H123V66H125ZM151 67H150V66ZM176 65V66H175ZM210 65V66H209ZM58 66V69L56 68ZM65 68L64 70H62V68L63 67ZM74 66V67H73ZM188 66V67H187ZM252 66V67H253ZM56 69H55V68ZM59 67H61V68H59ZM92 67V68H91ZM144 67H146V68H144ZM150 67V68H149ZM154 69H153V68ZM199 67H202V66H199ZM42 68V69H41ZM68 68H70V69H68ZM133 68V69H134ZM149 68V72H151V71H153V72H151V73H149V72H144L143 71V69L145 70V69H148ZM191 69L190 70V72H189V69ZM238 68V69H237ZM250 68V69H249ZM256 68H252V70L253 71H255V69ZM36 69V70H35ZM63 71H61V70ZM68 69V70H67ZM75 69V70H74ZM95 69H94V71H95ZM140 69V70H139ZM142 69V70H141ZM151 69V70H150ZM244 69V70H243ZM35 70V71H34ZM55 70H56V72H55ZM58 70L60 71V72H58ZM76 71L75 72V75H74V72L73 71ZM77 70H78V73L79 74H77L76 75V73H77ZM83 70H81V71H83ZM101 70L103 71V72H101ZM138 70L139 71H141V74H142V77H143V79L142 80H139L138 79V81H140L138 84H136L138 81H136L137 80V78L135 77H133L134 76V72L136 73H138ZM175 70V69H174ZM199 70V71H198ZM37 71V72H36ZM66 71H67V73H66ZM131 71H134V72H132V73H130ZM179 71H181V73L182 74H180L179 73ZM184 71V70H183ZM192 71V72H191ZM200 71L202 72L201 74H203V75H201L200 74ZM213 71V70H212ZM239 71H241V73L239 72ZM33 72H35L34 73V76L36 77L37 76V79L35 80V79H32V78H30V77H33L34 78V76H33ZM44 72H46V74L44 73ZM48 72H50L49 74H48ZM52 72V73H51ZM54 72L55 73H57V74H59V76L56 74H54ZM64 72H65V74H64ZM70 72H73L72 74H70ZM115 72V73H116ZM126 72V71H125ZM159 72V71H158ZM174 72H177L176 70L174 71ZM215 71H213L212 73H214ZM256 72V71H255ZM6 73V74H5ZM45 75H44V74ZM104 75V76H102V74ZM133 74V76H130V74ZM164 73V72H163ZM192 73H193V76H192ZM220 73V72H219ZM218 73V74H219ZM248 75V76H246V74ZM251 73V74H252ZM1 74H3V75H1ZM50 74H53V75H51V76H47L48 77V79H46V75H50ZM62 74V75H61ZM68 74H70V75H68ZM123 74V76H121ZM143 74H146V76H145V78H144V75ZM147 74H148V76L149 77H147ZM187 74V76H185ZM190 74V75H189ZM215 74V73H214ZM213 74V75H214ZM231 74H232V72H231ZM239 74V75H238ZM243 74V76H241ZM244 74H245V77H248V78H245L244 77ZM254 74H252V75H254ZM4 75H5V77H4ZM8 75V78L6 77ZM31 75V76H30ZM83 75H84V77H83ZM88 75V74H87ZM99 75V76H98ZM189 75V76H188ZM199 75H201V76H199ZM216 75H217V73H216ZM224 75V74H223ZM228 75V74H227ZM25 76H27V78L25 79ZM54 76V77H53ZM62 76V77H61ZM64 76V77H63ZM67 76V77H66ZM70 76L72 77V78H70ZM78 78H77V77ZM86 76V77H85ZM174 76L176 77V79H174V80H172L173 78H174ZM196 76H198L197 78H196ZM204 76V77H203ZM206 76V77H205ZM208 76V77H207ZM218 76V75H217ZM238 77L239 76V80H241L242 78L244 79L243 81H245V82H240V81H238V78H237V81L236 82H238L237 84H238V87L239 86H241V88L239 89V91L236 89L235 90V92H234V89L235 88H237V85L235 86V85H233V84H231L232 82L234 83V79L236 80V77ZM4 77V78H3ZM24 77V78H23ZM38 77H40V78H38ZM55 78V79H53V78ZM58 77H59V81H58ZM74 77V78H73ZM80 77H81V79H80ZM103 77V78H102ZM118 77V78H117ZM130 77H132V79H130ZM137 77H139L138 75H137ZM141 77V76H140ZM156 77V76H155ZM168 77H169V79L172 81V83H176V84H178L177 85V88L175 89V87H173V84L171 85V84H169V81H168ZM188 77H190L189 78V81H187V79H188ZM196 79H195V78ZM200 77H202V78H200ZM234 79H233V78ZM241 77V78H240ZM251 77V76H250ZM263 77V78H262ZM28 78H30V79H28ZM45 78V79H44ZM65 78H67V79H65ZM69 78V79H68ZM85 78V79H84ZM93 79V82H96V83H93V84H96V85H94V86H92L93 84L92 83H90L92 80L91 79ZM107 78V77H106ZM119 79V80H117V79ZM146 78H147V80H146ZM150 78V79H151ZM166 78V81H164V79ZM204 78V81H206L205 80V78L206 79H208V78H210L212 81H213V83H215V85L216 84H219L220 85V88L217 90V93H216V95L214 94V93H211L212 92V90H214L215 91V88H216V86H214V89L212 88H210V86L213 84H211L210 86L209 85H207V83H205L206 84V86L204 85V83H203V85L201 84L200 85V83L199 82H197V84H199L200 86H201V88L200 89H202V87H204L205 86V88L206 87H208L209 86V89H211L210 90V94H207L206 92H204V93H206V94H204L203 92L202 93H200L199 91H198V89L196 88V86L197 87H199L197 84H196V80H198V79H203ZM221 78V79H220ZM229 78H231L230 80H231V82H230V80H229ZM4 79H6V80H4ZM24 79V80H23ZM28 79V80H27ZM44 79V80H43ZM64 79V80H63ZM78 79H79V81H78ZM83 79V80H82ZM121 79V80H120ZM136 81V83H134V84H132V82H134V80ZM153 79H155V78H153ZM152 79V80H153ZM183 78H182V80H184ZM190 79L192 80V82H190ZM210 79H208V81L210 80ZM224 79V80H223ZM227 79V80H226ZM22 80V81H21ZM61 80V81H60ZM63 80V81H62ZM67 80L69 81V83H71L72 81H74V80H77V82L76 83H74V82H72L71 84H69L68 82H67ZM70 80H72V81H70ZM89 80H91V81H89ZM124 80V81H123ZM132 81L131 82V84H129L130 86H128V84H126V83H129L130 81ZM201 80H199V81H201ZM210 80V81H211ZM214 80H215V82H214ZM221 80H223V82L221 81ZM233 80V81H232ZM257 80V81H256ZM8 81V82H9ZM27 83H26V82ZM41 82V83H38L37 84V82ZM45 81V82H44ZM55 81V82H54ZM57 81V82H56ZM84 81V82H83ZM87 81V83L88 84H91V85H88L87 83V86H92L91 88H94V89H92V91L94 92H91V88H89L88 90L87 89H84L83 87H86V85H84L85 84V82ZM126 81V82H125ZM129 81V82H128ZM168 81V84H166V82ZM170 81V82H171ZM207 81V82H208ZM209 81V83H211ZM226 81V82H225ZM251 81H254L253 83L251 82ZM261 81V82H260ZM7 82V83H8ZM43 82V83H42ZM58 82H60L59 84H58ZM61 82H62V84H61ZM63 82L64 83H66L67 84V86H66V84H63ZM82 82V83H81ZM113 82L115 83L114 85H113ZM165 82V83H164ZM229 82H230V84H229ZM235 82V83H236ZM242 84V85H240V83ZM259 82H260V84H261V86H259ZM263 82V83H262ZM25 83H26V85H25ZM44 83H46V85L44 84ZM78 83H79V85H78ZM81 83V84H80ZM143 83V82H142ZM194 83V85H195V88H193V86H192V84ZM201 83H202V81H201ZM222 83V84H221ZM225 83V84H224ZM255 83H257V85L259 86L258 88H256V87H254V88H256V89H259V88H261L262 90H258V91H256V89L255 90H253L254 88L252 87V86H255L256 84ZM36 84H37V86H39V88L37 87V89H36ZM75 84H76V87H75ZM84 86H83V85ZM122 84H124V87H123V85ZM159 84V85H158ZM161 84H162V87H161ZM164 84V85H163ZM169 85V86H166V85ZM176 84H174L175 86H176ZM252 84V85H251ZM9 84H7V86H8ZM25 86V88L23 87V86ZM35 85V86H34ZM43 87H41V86ZM58 85H60V87L58 86ZM62 85V86H61ZM71 85H73V86H71ZM81 85V86H80ZM103 85H104V87H103ZM126 85V86H125ZM158 85V86H157ZM179 85H181L180 87L182 88V87H184V86H186L187 88H189V89H180V87H178ZM184 85V86H183ZM218 85V86H219ZM222 85V86H221ZM233 86V87H230V86ZM249 85V86H248ZM56 86H58L59 88L57 89V87ZM66 86V87H65ZM68 86H69V88H68ZM79 88H78V87ZM106 86V87H105ZM223 86H225V88L224 89H222L221 87H223ZM234 86H235V88H234ZM244 86H246V87H248V90H247V88L245 89L244 88ZM5 87H6V85H5ZM21 87V88H20ZM23 87V88H22ZM40 87H41V91L39 92V90H40ZM56 87V88H55ZM61 87H63V89L61 88ZM66 89H65V88ZM73 87H75V88H73ZM99 87V88H98ZM173 87V88H172ZM212 87V86H211ZM250 87V88H249ZM7 88V87H6ZM34 88V89H33ZM68 88V89H67ZM78 88V89H77ZM81 88V89H80ZM98 88V89H97ZM109 88V89H108ZM141 88V87H140ZM173 90H172V89ZM218 88V87H217ZM243 88V89H242ZM253 88V89H252ZM15 89V90H14ZM22 89H23V91H22ZM33 89V90H32ZM69 89H70V91H69ZM128 89V90H129ZM132 89V91L134 92L135 91V89L133 90ZM136 89V90H137ZM143 87H142V91H143ZM160 89V90H159ZM175 89V90H174ZM194 91H193V90ZM227 89H228V91H227ZM245 89V90H244ZM249 89L251 90L252 89V95H254V92H255V95H254V97L252 98V100H250V96H249ZM6 90V91H5ZM13 92H12V91ZM35 90H37V91H35ZM72 90H74L73 91V93H72ZM76 90H78V91H76ZM82 90V91H81ZM84 90V91H83ZM85 90H87V91H85ZM110 90V91H109ZM145 90V89H144ZM182 90H184V91H182ZM189 90H191V91H189ZM196 90H197V92H196ZM206 91V90H208V88H206V90L205 89H202V91ZM230 90V91H229ZM242 90H244V91H242ZM247 90V91H246ZM8 91V92H7ZM10 91V92H9ZM16 91V92H15ZM19 91V92H18ZM21 91L23 92V93H21ZM36 92V94H35V92ZM47 91V92H46ZM82 92L83 94H81L80 92ZM108 91V92H107ZM124 91H126V93H124ZM141 91V90H140ZM171 93H170V92ZM187 93H186V92ZM213 91V92H214ZM240 91H241V93H240ZM260 91V92H259ZM3 92V93H2ZM5 92V93H4ZM52 92V93H51ZM59 92H57V93H59ZM70 92V93H69ZM85 92H87V93H85ZM120 92L121 93H123V95H120ZM138 92V91H137ZM173 92V93H172ZM220 92V93H219ZM222 92V93H221ZM226 92V93H225ZM16 93V94H15ZM31 93V94H30ZM42 93V94H41ZM55 93V92H54ZM67 93H68V95H67ZM88 93H90L89 95H87ZM147 93V92H146ZM224 93V94H223ZM233 93H234V95H233ZM240 93V94H239ZM257 93H261V94H259V95H257ZM4 94H6V95H4ZM15 94V95H14ZM32 96H30V95ZM35 94V95H34ZM56 94V93H55ZM64 94H66V95H64ZM72 94V95H71ZM74 94V95H73ZM86 94V96L84 97V95ZM93 94H96V95H93ZM118 94V95H117ZM132 94V93H131ZM130 94V95H131ZM159 94V93H158ZM203 94V95H202ZM228 94V95H227ZM239 94V95H238ZM242 94V95H241ZM247 94V95H246ZM263 94V95H262ZM18 95V96H17ZM30 96V98H29V96ZM75 95H77V96H75ZM79 95V96H78ZM81 95H83V96H81ZM119 95L120 96H122V97H120L119 98ZM128 95H129V93H128ZM147 95H150V94H148L147 93ZM157 95V94H156ZM211 95H213V96H215L214 98H213V96H211ZM218 95H219V97H223L224 99V101L222 100V99H220L219 97H218ZM222 95H224V96H222ZM251 95V94H250ZM262 95V96H261ZM24 96V97H23ZM26 96H28L27 98L28 99H26L25 97ZM37 98H36V97ZM42 96V97H41ZM65 96V97H64ZM74 96V97H73ZM93 96V97H92ZM95 96V97H94ZM172 96H173V98H177V96H178V99L177 100H174V101H172V102H170V100H172ZM182 96V97H181ZM198 96V97H197ZM209 96H211V97H209ZM227 96V97H226ZM260 98H259V97ZM34 97V98H33ZM70 97H72L73 99L75 98L76 99V103L75 102H73L74 100L73 99H69ZM82 97V98H81ZM89 97H90V99H92V100H90L89 99ZM113 99H112V98ZM130 97V96H129ZM144 97V98H143ZM148 97H150V98H148ZM165 97V96H164ZM16 98V99H15ZM23 98H25V99H23ZM33 98V99H32ZM57 98L59 99V97H58V95L56 96V100L55 101H57ZM215 98H219V104L216 102V99ZM12 99H14L13 101H12ZM55 99V98H54ZM86 100V102L88 103V105H87V103H82V102H85V100ZM126 99V98H125ZM162 99H164L165 100V102H164V100H162ZM208 99H212L211 100V102H210V100H208ZM233 101H232V100ZM239 99V100H238ZM241 99V100H240ZM242 99H244V100H242ZM246 99V100H245ZM254 99V100H253ZM15 100H19L18 102L20 103V105H18V106H15V107H13V104L14 103H18L17 101H15ZM25 100H26V102H25ZM48 100V101H49ZM61 100H63L62 98H61ZM72 102H71V101ZM83 100V101H82ZM105 100V101H104ZM221 100V101H220ZM238 100V101H237ZM250 100V101H249ZM48 101H46V102H48ZM106 101V102H107ZM119 101V102H118ZM124 102V104H123V102ZM127 101V102H126ZM142 101V102H141ZM147 101V102H146ZM167 101V102H166ZM190 101V102H189ZM207 101H209L208 102V104L209 105H211L212 106V104L211 103H213V107L214 108H218L217 109V111L219 112H214V109H213V107H212V109L213 110H211V106L209 107H207L206 105H208L207 104ZM214 101V102H213ZM230 102V104H231V102H232V104L230 105V106H228L227 105V103L226 102ZM235 101V103H234V105H233V102ZM12 102V103H11ZM22 102V103H21ZM49 102V103H50ZM96 102V101H95ZM121 102V103H120ZM125 102H126V105H125ZM128 102H132V103H128ZM161 102H164V104H166V103H171L170 105H171V107H169V105L167 104V105H165V106H167L166 108H168L169 107V110H170V108H171V110H172V108L173 107H175V108H173L174 110L173 111H171V115H170V111L168 110V111H166V112H168L169 113V115L171 116V118H169L170 116L169 115H167L166 114V112H164V109H162L161 107H164V104H162ZM175 102V103H174ZM236 102H239V103H237V105H236ZM24 103H25V105H24ZM102 103L100 104V105H102ZM128 103V104H127ZM145 103V104H144ZM188 103V104H187ZM190 103H192V104H190ZM201 103V104H200ZM244 103V102H243ZM11 104V105H10ZM31 104V105H30ZM63 104V105H62ZM64 104H65V106H64ZM70 104V105H69ZM96 104H98V102L96 103ZM118 104V105H117ZM123 104V105H122ZM137 104V105H136ZM142 104V105H141ZM160 104H162V106H160ZM172 104H174L173 105V107H172ZM181 104V105H180ZM198 104V105H197ZM204 105V107H205V110H207V115H208V111H210L209 112V116H210V118H212V117H215V118H213L212 119V121H213V124H214V126L211 124L210 126L208 125V121H210L211 119L209 118V116L207 117L208 118V120L207 121H205L206 119H203V121H202V117H200L201 115L203 116V114L206 112L205 110H204V107L202 108V107H200V105ZM7 105H8V107H7ZM24 107H23V106ZM28 105V106H27ZM71 105V106H72ZM80 105V106H79ZM125 105V106H124ZM236 105V106H235ZM48 106H46V107H48ZM66 107V106H68L67 107V109L70 111H68V110H66L65 109V111H64V107ZM116 106V107H115ZM119 106V107H118ZM122 106H124L125 108L124 109H122L121 107ZM130 106V107H129ZM136 106V107H135ZM158 106V107H157ZM197 106H199L200 107V109H201V114L199 113V112H196V110L195 111H193L194 110V108L196 107L197 108ZM228 106V107H227ZM231 106H233V107H231ZM3 107H5V108H3ZM7 107V108H6ZM17 107V108H16ZM22 107V108H21ZM48 107V108H49ZM98 107V106H97ZM182 107L184 108V109H182ZM191 107V108H190ZM207 107V108H206ZM21 108V109H20ZM61 108H63V111H61ZM101 108H103V109H101ZM128 110H127V109ZM137 108V109H136ZM160 109V110H162V113H160V114H166V117H162L163 115H161V116H159L160 114H159V112H161V111H159L158 112V110L157 109ZM178 108V109H177ZM193 108V109H192ZM209 108V109H208ZM241 108V107H240ZM242 108H245V107H243L242 106ZM28 109V108H27ZM73 109V110H72ZM136 109V110H135ZM152 109V110H151ZM175 109H176V111H175ZM180 109V110H179ZM187 109H188V112H187ZM190 109V110H189ZM192 109V110H191ZM221 109V110H222ZM229 109V110H230ZM8 110H10V109H8ZM26 110V109H25ZM53 110V109H52ZM72 110V111H71ZM130 110V111H129ZM229 110H225V111H227V112H230ZM69 113H68V112ZM74 111V112H73ZM76 111V112H77ZM102 111H104V112H102ZM108 111H107V113L106 114H109L108 113ZM135 111H136V113H135ZM139 111H141V112H139ZM145 111V112H144ZM177 111H178V113H177ZM179 111H180V113H179ZM184 111V112H183ZM190 111V112H189ZM197 111H199L198 109H197ZM121 112V113H120ZM130 112V115H128V113ZM164 112V113H163ZM174 112V113H173ZM191 112H196L197 113V115L198 114H200L199 115V117L198 116H196V113H194L195 114V116L196 117H198L197 118V120H201L199 123L197 122V120H196V117H191V119L193 120V118H195L194 120H195V122L194 121H190L189 119L190 118H188L186 121L187 122H184V117H186L187 115H189V114H191ZM211 112H212V114H211ZM111 113L109 114V115H111ZM117 113L119 114L120 113V116L122 115L123 116V113L124 114H126L127 113V115H124V117H122V118H124L123 120L125 121V122H127L125 119H127V118H129L128 116H130V119L133 117L131 114L133 113V115L135 114L136 116H135V118H134V122H133V120H130L129 121V119H128V122H130V124L131 123H135L134 125H135V128H134V125H133V127H132V124H131V126H129V124H128V122L127 123H125L124 121H122V118L120 117V116H118L117 115ZM139 113H140V115H139ZM215 113L217 114V115H215ZM18 114H20V113H18ZM60 114V115H59ZM76 114V113H75ZM81 114V113H80ZM148 114L150 115V116H153L154 115V117H155V115H156V117H158L157 119H159V117H162V118H160L161 120H163V118H165V120H163V121H156V117H155V120H154V122H153V120H151L152 118L154 119V117H150V116H148ZM173 114V115H172ZM176 114V115H175ZM178 114V115H177ZM225 114H226V116L229 114V113H224L223 114V117L225 116ZM54 115V116H55ZM69 115H70V117H69ZM138 115V116H137ZM145 116V118H140V117H142V116ZM175 115V116H174ZM181 115V116H180ZM212 115H214V116H212ZM71 116H72V118H71ZM77 116H78V118H77ZM82 116V115H81ZM132 116V117H131ZM140 116V117H139ZM143 116V117H144ZM173 116V117H172ZM182 117V116H184V117H182V121H183V123L181 122L180 123V120H178V121H174V120H177L178 118L177 117ZM190 116H193V114H191ZM205 116V115H204ZM203 116V118H205ZM57 116H55V118H56ZM86 117H82L83 118V121H86L85 120V118ZM107 117H109V116H107ZM121 119H120V118ZM137 117H138V119H137ZM174 117H176V118H174ZM228 117H229V115H228ZM228 117L226 118V119H228ZM52 118H54V117H52ZM63 118H65V117H63ZM75 118H77V119H75ZM82 118H81V123L78 121V123H79V125L80 126H77V123H76V128H74L72 125H70V127L72 126L74 129H79L80 127H81V125L83 124V121H82ZM151 118V119H150ZM172 118L174 119L173 120V122L175 123V122H177L176 124H177V126H178V128H177V126H176V124H171L172 123ZM201 118V119H200ZM18 119V118H17ZM17 119H15V118H11V120H9V121H12V120H17ZM57 119H59V118H56V120ZM69 119V120H70ZM90 119V120H91ZM117 119V120H116ZM135 119H137L136 120V122H135ZM142 119V120H141ZM181 119V118H180ZM219 119V120H218ZM54 121H55V119H53ZM53 120H51V121H49L50 123H48V121H47V126L50 124H52L51 125V127L50 128H52V126H53V129H55V130H58V128L57 127H54V126H56L57 124H55L54 125V122H53ZM64 120V119H63ZM68 120V121H69ZM90 120H88V121H90ZM115 120L116 121H118V122H115ZM145 120H146V122L147 123H149V122H152V123H155L156 122V124L157 125H159L161 122H163V124H160V126H159V128H155V127H152V124L151 123H149V124H147L146 122H145ZM166 120H171V122L170 121H166ZM235 120V119H234ZM60 121V120H59ZM67 120L65 121L66 123L68 122ZM115 122V124H114V122ZM122 121V122H121ZM132 121V122H131ZM137 121L140 123L141 121H143L144 123H146V127H145V130L143 129L144 128V123L143 122H141V124L143 125V128H142V125L141 124H139V123H137ZM164 121H166V123H167V125H168V123L170 122V124L172 125V127H176L178 130H174L175 132H176V134L174 133V131L172 130V129H169V131H166V130H168L167 129V127L169 126H166V124L164 123ZM211 121V122H212ZM6 124H5V123ZM58 122V121H57ZM60 122H64V121H60ZM60 122L58 123V124H60ZM70 122V121H69ZM68 122V123H69ZM121 123V125H120V123ZM123 122H124V124H123ZM159 124H158V123ZM178 122H179V124H178ZM192 122V125L190 124ZM196 122L199 124V126H198V124L196 125ZM203 122L205 123L204 125H208L209 127H211V126H213V127H211V129L210 128H208V126H207V129H208V131H209V129H210V131H209V133L208 134H212V132H213V135H209L211 138H213L212 139V141H210L209 139H211L209 136H208V134H207V132L208 131H206V126H203ZM4 123V124H3ZM66 123H62L61 125H66ZM75 123V122H74ZM85 123V122H84ZM110 123H112L111 125L112 126H115L116 127V123L117 124H119V125H117V126H121V127H117V128H119L118 129V131H119V134L116 132L117 130H115L116 128H114V131H113V127H111V125L109 126V124ZM136 123L138 124V125H140L139 127H140V129H142V130H144V133L143 132H141L140 131V129L138 128V125H136ZM184 123H186V127L187 128H185L184 130H183V128H181V127H184L183 126V124ZM194 123H195V125H194ZM202 123V124H201ZM216 123V124H215ZM224 126L223 127V129H222V125ZM9 126H8V125ZM70 124V123H69ZM68 124V125H69ZM91 124V125H90ZM114 124V125H113ZM123 124V125H122ZM218 124H220L219 126H218ZM60 125V126H61ZM73 125H75V124H73ZM127 125H128V127L131 129V128H133L134 130H137V132H139L140 134H138V133H136V131H132V130H130L128 127H127ZM147 125H149L150 127H152V128H155L154 130L152 129L151 130V132H150V134L152 133V132H154L155 134L158 132V134H160L162 131H164V129L163 128H166L165 129V133H166V135L165 134H163V135H161L160 137H162L161 138V141H160V139H159V141H160V143L159 144H156V143H153L154 141H152L153 139H152V135H153V133H152V135H150V138L148 137L149 136V132H148V135H146L145 136V131L147 132V130H149L150 129V127H148ZM181 125V126H180ZM216 125H217V127H216ZM3 126V127H2ZM42 126H43V124H42ZM44 126H45V124H44ZM47 126H45V127H47ZM98 126V127H97ZM125 126L127 127V129H125ZM153 126H154V124H153ZM164 126V127H163ZM166 126V127H165ZM190 128H189V127ZM225 126H226V129L227 130H224L225 129ZM2 127V128H1ZM6 127V128H5ZM44 127V128H45ZM59 127V126H58ZM62 127H64V129L63 130H67L68 128H65V127H67V125L66 126H62ZM71 127V128H72ZM123 127V128H122ZM160 127L163 129H160ZM170 127V126H169ZM172 127H170V128H172ZM191 127L193 128V127H195V130H193V129H191ZM214 127H215V129L216 128H218L219 127V129H221V130H215L214 129ZM57 128V129H56ZM103 128H105V129H103ZM121 128V129H120ZM137 128V129H136ZM175 128V129H176ZM189 128V129H188ZM9 129V130H8ZM129 129V130H128ZM160 130V132L158 131V130ZM213 129V131L211 132V130ZM4 130V131H3ZM7 130H8V132H7ZM55 130H53V131H55ZM71 130V129H70ZM103 130H104V132H105V130H106V137L104 138L103 136H101V137H103V138H101L100 136H99V134L98 133H102L103 132ZM124 130V132H122ZM127 130H128V133L129 134H127V133H125V131L127 132ZM139 130V131H138ZM157 130V131H156ZM171 130L173 131L172 133L174 134V136L176 135V137H174V136H171V135H169V133L168 132H171ZM214 130H215V132H214ZM60 131V130H59ZM62 131V130H61ZM64 131V132H65ZM78 131H80V130H78ZM96 131V132H95ZM130 131V132H129ZM115 132V133H114ZM199 132V133H198ZM11 133V132H10ZM9 133V134H10ZM56 133H58L57 131H56ZM67 133H70V131H68ZM124 133V134H123ZM164 133V132H163ZM167 133H168V135L170 136H168L167 135ZM226 133V134H227ZM7 135V136H9V137H7L6 135V138H7V140L6 141H9L10 140V143L12 142V140L13 139H11L10 137H12V136H10V135ZM12 135L14 134V132L13 133H11ZM105 134L104 133H102L101 135H104L105 136ZM119 135V137L117 136V135ZM121 134H123L125 137H129V138H124V136L122 137V135ZM125 134H127V135H125ZM144 134V135H143ZM157 134V135H158ZM162 134V133H161ZM215 134V135H214ZM217 134H218V136H217ZM229 134V133H228ZM231 134V133H230ZM229 134V135H230ZM238 135H239V137L241 136V134H239V133H237ZM237 134L236 133H233L232 134V136H237ZM15 135V134H14ZM66 135V133H64V136ZM77 135V137H78V139H76L75 140V136ZM110 135V137H108ZM138 135H140V136H138ZM165 135V136H164ZM225 135V134H224ZM1 136V138H0V141H2L1 139H3L2 138V135H0ZM60 136V138H61V140L63 139L64 140V142L63 141H61L58 137ZM69 136H68V138H69ZM112 136V137H111ZM115 136H117V137H115ZM145 136V137H144ZM164 136V137H163ZM166 136H168V137H166ZM201 136V139H203V140H200L199 139V137ZM215 136V137H214ZM219 138H217V137ZM108 137V138H107ZM144 137V139L145 138H147L146 139V142L147 143H145V146H146V144H149L148 143V141L149 142H151L150 144L152 145V147L150 146L149 147V145L148 146H146L147 147V149H146V147H144V143H143V146H142V142H138V140H139V138H143ZM206 137L208 138L207 140H206ZM238 137V136H237ZM241 137H243V135L241 136ZM6 138H4V139H6ZM8 138H10V139H8ZM12 138H14V136L12 137ZM111 138H112V140H114V141H112L111 140ZM124 138V139H123ZM4 139H3V141H4ZM85 139V143L87 142V140ZM102 139H105V141L106 142H104ZM107 139L108 140H110V144L109 143H107ZM118 139V140H117ZM197 139H199L198 141H197ZM94 140L96 141L95 143H94ZM140 140H142V139H140ZM163 140V141H162ZM218 140V141H217ZM5 141V142H6ZM89 141V142H90ZM101 141H103L102 143H101ZM116 141V142H115ZM145 141V140H144ZM143 141V142H144ZM174 141V142H173ZM200 141H204V142H200ZM217 141V142H216ZM89 142H87V143H89ZM109 142V141H108ZM124 142V143H123ZM163 142H164V145H166V147L164 148V145H163ZM198 142V143H197ZM213 142V143H212ZM214 142H216L215 144H214ZM1 143H3L4 144V142H0V144ZM9 143V144H10ZM67 143H69V144H67ZM93 143V144H92ZM199 143H201V144H199ZM219 143H221V144H219ZM224 143H225V146H226V148L224 149ZM8 144V143H7ZM124 144H125V146H124ZM167 144H168V146H167ZM172 144V145H171ZM178 144H179V146H178ZM6 145V144H5ZM4 145V147H6ZM71 145V146H70ZM87 145H89L88 147H86ZM99 145V146H98ZM214 145V146H213ZM220 145H221V147L222 148H220ZM0 146H2L3 147V145H0ZM65 146V147H64ZM94 146V147H93ZM137 145H135V146H133L132 148H134V147H136ZM174 146V147H173ZM176 146H178V147H180V149L179 148H176ZM182 146V147H181ZM224 146V147H223ZM3 147V148H4ZM98 147V148H97ZM113 147V148H112ZM126 147V148H125ZM169 147H171L172 149H170ZM1 148V147H0ZM76 148V149H75ZM100 148V149H99ZM111 148V149H110ZM114 148H117V149H115L114 150ZM161 148H163V150H161ZM169 148V150L170 151H167V149ZM184 148V151L182 150ZM95 149H96V151H95ZM99 149V150H98ZM107 149V150H106ZM146 149V150H145ZM159 149H160V151H159ZM179 149V150H178ZM208 149V150H207ZM224 149V151L222 152V150ZM227 149V150H226ZM91 150V151H90ZM105 150V151H104ZM109 150H110V152H109ZM125 150V151H124ZM155 150H157V149H155ZM63 151H64V153H63ZM88 151V152H87ZM92 151H94V152H92ZM114 151V152H113ZM147 151V152H146ZM180 151V152H179ZM203 152V154H202V152ZM225 151H226V153H225ZM234 151V150H233ZM68 152V153H67ZM109 152V153H108ZM111 152H112V154H111ZM126 152V153H125ZM131 152H132V150H131ZM146 152V153H145ZM181 152H183V153H181ZM185 152V153H184ZM208 153L207 154V157L205 156L206 154L205 153ZM220 152V153H219ZM73 153V154H72ZM102 153V154H101ZM104 153V154H103ZM108 153V155H106V154ZM125 153V154H124ZM200 153L203 155H201V158L203 159V160H201V158H200ZM225 153V154H224ZM234 153V152H233ZM71 154V155H70ZM75 154H76V156H77V158H79L81 161H79V159H78V161L80 162H74L73 160H72V158H70V156L71 157H73V158H75L76 156H75ZM90 154V156L92 155V158L90 157V156H88ZM99 154V155H98ZM111 154V155H110ZM205 154V155H204ZM245 153H243V154H240L241 156H242V158H243V156H245L244 157V161L241 163V165L247 170V169H249V172L256 178V179H254V180H257V177H258V180H259V182L258 181H256L257 183L256 184H260V182H261V180H263L264 179V170H255V169H253V167H251V165L249 164V163H247V162H249V161H247V158L249 159V152H247V155L245 154ZM82 155V156H83ZM104 155V156H103ZM118 155V156H117ZM128 155V156H129ZM81 156V155H80ZM86 156V157H85ZM102 156V157H101ZM117 156V157H116ZM127 156V155H126ZM226 156V157H225ZM234 156V155H233ZM104 157V158H103ZM119 157V158H118ZM205 157V158H204ZM61 158V157H60ZM66 158V159H65ZM106 158H107V160H106ZM117 158V159H116ZM101 159V160H100ZM114 159V161H116V162H114V164H111V165H114L113 167H110L111 165H110V160H113ZM116 159V160H115ZM118 159L120 160V162L118 161ZM205 159V160H204ZM94 160H96V161H94ZM94 161V162H93ZM84 162V163H83ZM103 162V163H102ZM117 162H119V163H121V164H119L118 165V163ZM179 162V163H178ZM225 162V163H224ZM102 163V164H101ZM108 163V164H107ZM117 163V164H116ZM177 163V165L174 167L173 165H175ZM244 163H246L247 164V167H246V165L244 164ZM104 165H106V166H104ZM109 165V166H108ZM121 165V166H120ZM248 165H249V167H248ZM104 166V167H103ZM178 166H179V168H178ZM183 166H184V168H187L186 170H187V172H186V170L184 169V174L183 175H181L182 173H183ZM185 166H187V167H185ZM189 166H190V168H189ZM53 167V166H52ZM106 167V168H105ZM110 168H112V169H110ZM177 170V172L175 171V169ZM182 168V169H181ZM106 169V170H105ZM109 169L112 171L113 169H116V170H113L111 173H110V171H109ZM124 171H123V170ZM179 169V170H178ZM34 170V169H33ZM33 170L32 169H29V170H27L26 169V171L29 173V172H31L32 171V173L31 174H33L34 172H33ZM61 170V171H62ZM109 172H108V171ZM166 170V171H165ZM169 170H172L173 172L171 173V171H170V173L168 172ZM60 171V172H61ZM115 171H116V173H115ZM119 171V172H118ZM180 171H182L181 172V174H180ZM177 174H176V173ZM186 172V173H185ZM225 172H227V169H226V171ZM35 173H36V170H35ZM62 173V172H61ZM60 173V176H63L62 174ZM122 173V174H123ZM64 174V175H65ZM120 175V176H123V175ZM172 174H175L174 176L172 175ZM221 174V175H220ZM224 174H226V173H224ZM28 175H30V174H28ZM109 175V176H108ZM165 175V176H164ZM166 175H168V176H166ZM219 175V176H218ZM32 176V175H31ZM257 176V177H256ZM157 177V176H156ZM242 177V176H241ZM243 177H245L246 178V176H243ZM253 177V178H254ZM260 177V178H259ZM252 178V179H253ZM263 178V179H262ZM264 181V180H263ZM263 181L261 182V183H263ZM186 182V183H185ZM188 182H190V184L191 183H193V185H190V190H188V188L186 187V186H189V184L187 185V183ZM180 183V185L182 184L183 186L181 187L180 185H178ZM198 183V184H197ZM186 184V185H185ZM194 186V187H193ZM211 186V187H210ZM213 186V187H212ZM262 186V187H261ZM124 187H127V189H131V191H133L134 189H136V188H138V186H136L135 184H131V185H129V186H124ZM180 187V188H179ZM186 187V188H185ZM191 187H193V188H191ZM257 187H258V185H257ZM260 187L262 188V193H263V189H264V183H263V185L262 184H260ZM259 187V188H260ZM182 188V189H181ZM197 188H199V190L197 189ZM179 189H180V191H179ZM183 189H184V191H183ZM185 189H187L188 191H190V194H191V196H190V194H189V192L187 191L186 192V190ZM209 189V190H208ZM212 189V190H211ZM201 190V191H200ZM202 190H204V192L202 191ZM207 190V191H206ZM145 191H142L141 190V193H144ZM182 192V193H181ZM183 192H185V193H183ZM191 192H195V193H191ZM201 192V193H200ZM180 193V195H178ZM185 196H187V195H189L188 197L189 198H184L183 196L184 195ZM178 195V196H177ZM194 195V196H193ZM213 196V197H212ZM264 196V193H263V195L261 196V197H263ZM174 197H176V199H174ZM182 197V198H184V199H180V198ZM200 197H202V198H200ZM173 200H172V199ZM181 200V202H182V204H188L187 202H189V200H190V206H188V205H185V207L184 206H181L182 204H180L179 202H180V200ZM191 198V199H190ZM207 198V199H206ZM188 199V200H187ZM176 200V201H175ZM184 200H186V201H184ZM207 200V201H206ZM263 200H264V197L262 198V203H264L263 202ZM179 201V202H178ZM186 202V203H185ZM208 202V203H209ZM201 203V204H200ZM105 204H106V202H105ZM161 204V203H160ZM161 205H163V204H161ZM180 206V207H179ZM175 207H177V208H175ZM182 207V208H181ZM254 207H256V206H254ZM254 207H252V209L250 208V211H254V210H256V208L254 209ZM177 209V210H175V209ZM186 208V210H184ZM189 208H191V209H195L196 208V210H191V209H189ZM184 210V211H183ZM198 210V211H197ZM85 212H86V214H85ZM185 214V215H182L183 213ZM189 212V213H188ZM190 212L194 215L195 213V215H194V217H193V215L192 214H190ZM190 214V215H189ZM181 215V216H180ZM188 217H187V216ZM176 216V217H175ZM182 216H185V217H182ZM189 216H191V217H189ZM197 217H198V214L196 215ZM58 217L59 218H64V217H66V214L65 213H62V214H60V215H58L57 217H53L54 218V224L53 225H56V223H57V219H58ZM172 217V218H173ZM192 217H193V220H191L192 219ZM187 218H189V220H187ZM191 218V219H190ZM195 219V220H194ZM189 221V222H188ZM191 221V222H190ZM194 221V222H193ZM184 222V221H183ZM193 225H192V224ZM87 225H89V224H87ZM195 227H193L194 229H195ZM218 233V234H217ZM216 234L220 237V238H222V229H221V232L219 233V232H217ZM221 235V236H220Z\"/></svg>",
	"mask_w": 264,
	"mask_h": 264
}]
</instances>
